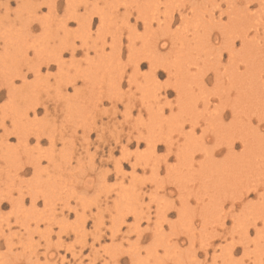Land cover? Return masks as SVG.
Here are the masks:
<instances>
[{"label":"rangeland","instance_id":"374dc122","mask_svg":"<svg viewBox=\"0 0 264 264\" xmlns=\"http://www.w3.org/2000/svg\"><path fill=\"white\" fill-rule=\"evenodd\" d=\"M75 1L74 0H0V21H1L0 22V58L1 59L2 57L4 58L0 60L1 62L0 72L2 73L0 74V88L2 89V92L0 94V117H3L2 119H4L3 121H5L6 126L9 125L7 128L13 129L14 128L13 126H15V129H16V127L20 125L18 126L20 128L17 127L18 128L17 130L20 132L22 131L23 136L26 137L27 136L26 134L29 135L30 134L29 132L31 131H32L31 133L33 134V135L30 134L29 136H27L29 137L28 139L26 137L27 141L25 137H23V141L25 140L26 142L16 139L17 138L16 136H10L5 148L4 146H0V158H1L0 165L3 166V167L0 166V169H1L0 179H2L0 181V196H1L0 197V201H1L0 234H2L3 232L4 234L6 233V235H3V236L0 235V260H1L0 264H9V263L10 264H29L31 261H33L34 264L35 263L36 264L38 263L39 264H46V263L47 264H52V263L53 264H135V263L136 264H142V263L143 264H151V263L155 264L153 263L155 261H156V264H195V263L196 264H264V205H263L264 203V198H263L264 197V141H263L264 140V135H263L264 134V56H263L264 52H262L264 51V32H263L264 31V0H261V3H258L260 1H257V0H253V1L251 0H174V2L173 0H112V1L111 0H99V1L98 0L97 1L95 0H89V1L88 0H84V1L75 0ZM247 1H249L248 2L249 4L247 3ZM69 2H71L70 5L68 4ZM72 2L75 4H73ZM82 2L84 3V5ZM194 4L197 6H195ZM70 6L71 8L68 9ZM191 8L192 10H190ZM196 8H198L197 9L198 11H196ZM101 10L102 12H99ZM203 10L206 13H210L212 17V24L210 26H208L207 23H206V26L204 24H199L200 26H198L197 25L198 23H196L197 20L201 21L199 14L203 15L204 14ZM223 12H226V13H223ZM68 14H70L71 16ZM125 14L128 16H126ZM194 14L195 16H193ZM74 16H77V17L74 18ZM59 18L60 19L63 18V19L60 20ZM64 18L65 19L70 18L67 25L64 24V21H66L64 20ZM122 18L125 19V21H123ZM204 18H206V16ZM214 18H215L214 22H216L218 25H216V23L213 24ZM59 20H60L59 22L60 24L56 25V23ZM114 20H117V21L115 22ZM191 20H193L194 22L191 23L192 22ZM231 20H233L232 23H231ZM89 21L91 23H89ZM225 22H227L231 26L226 25L227 23ZM46 23L47 25L49 24L50 26L51 25L52 26L51 27L47 26ZM188 23L190 25H188ZM87 24L88 26H86ZM186 26H187V29H186ZM212 26H215V27L212 28ZM68 27H70V29H67ZM182 27L183 29H181ZM12 28L14 31L12 30ZM150 28H152V30ZM203 28L205 30H208V29L209 30L205 31ZM177 29H181L180 32ZM172 30H174L177 34L174 33V31ZM231 30H233L234 32L233 31L231 32ZM193 31H195L194 34L197 31H203L206 33L207 36H205L204 38L205 40L203 41V43H206V41H208L207 45L201 44L200 46L202 50L206 46H207L206 47L207 50L208 49L209 50L208 51L204 50L206 54L204 53V51H201L200 53L202 56L200 55V53H196L194 57L195 60L192 61L189 59L190 61H192V62H189V60L184 59V57L186 58V56L189 54V51L191 50L189 49L191 47L187 48V44H189L190 46V43H191V46L193 47L195 45L190 41L192 40L191 37L194 35L192 33ZM241 32L243 33L245 32L244 36L242 35ZM119 33H121L122 36ZM144 33H146V35L152 34L150 36H152L153 38L150 36H147V38L142 37ZM240 34L243 37H241ZM4 35L9 36L11 39L6 40V42L3 41ZM118 35L121 36V37H118L119 39L117 38ZM170 36L172 37V39H170ZM229 36L230 37L233 36V37L229 38ZM173 37L174 39L178 38V41L177 39L174 40ZM247 37L250 39V41L247 40L248 39ZM132 39L134 42L131 41ZM146 39H149V40L151 39L150 43L149 42L147 43L148 40ZM187 39L188 41L186 42L187 43L186 44L184 41ZM251 39H253L254 41ZM171 40L173 43H171ZM180 40L181 41L183 40L182 45H181ZM65 41H68V42H65ZM83 41L85 43L87 42L86 43L87 46L85 43L84 45L82 44ZM165 41L167 42L165 43L166 45L163 47L162 43H164ZM14 42H16V44ZM119 42L122 43V46H121V43ZM143 42L145 44L147 43V45L143 46L142 44ZM7 43L9 46L5 45ZM71 43L72 44L74 43L75 45L74 47L76 48V51L74 52H71L72 51V47L70 48ZM241 43H244V44H241ZM17 44L20 46H18ZM93 44L94 45L96 44L95 46L96 47L98 46V49ZM228 44L229 45L232 44V46L234 45L233 48L235 49L236 51L235 53L237 54L233 53L234 49L231 46L228 47L229 46ZM62 45L64 47L63 49H61ZM79 45L82 47H80ZM137 45L139 46V48ZM243 45L245 47H243ZM251 45H253L254 47L262 46L263 49L261 47L262 50L260 52H258L259 50H256L257 51L256 52L254 50V47ZM65 46H67V48ZM112 46L114 47V49ZM6 47L8 49H6ZM44 47H46V49H43ZM250 47L253 48V51L252 50L248 51ZM140 48L144 50L145 48H147L149 50L144 51ZM184 48H187V49H184ZM9 49L11 51L6 54L4 50H9ZM37 49L39 51L40 49H42L40 52L42 51L43 52L39 54V51H37ZM130 49H132L134 52H132V50ZM228 49L229 51H227ZM22 50L24 51L22 52ZM60 50L63 52L61 53L62 55L61 54L59 55ZM184 50L185 51L187 50L188 52L187 51L185 52ZM194 50H197L199 52L200 49L199 50L194 49ZM35 51H37L38 53L36 54ZM45 51H48V53ZM102 51L104 52L105 55L103 54ZM171 51H172V54H171ZM182 51H184L186 55L183 54ZM13 52L15 54L18 53V57H20V60H19L20 65L25 70H27L29 66L39 67L41 70V75L38 79H35L33 74L28 73V77L26 81L28 85H26L27 84L26 82L23 83L20 80L16 81V86H18V89L20 91L19 92L20 97H18V99H15L16 102L15 101L14 102L15 103L19 102L18 105H21L20 108H22V106L24 105L23 110H21L20 108H17L18 105L12 108L13 105L11 106V104H13L12 103L13 101H9L7 97L6 89L3 88L6 85V80H5L6 75L5 74H7L8 71L13 72L17 70L16 67L14 66V63H16V61L12 63L13 59H10L9 57V54L13 55ZM34 52L36 56H34L35 55ZM157 52L158 54H156ZM214 52L215 54H213ZM216 52H219V53H216ZM238 52H240L239 54L241 55H239ZM54 53L55 55H53ZM180 53H182L183 55H181ZM256 53H258V56ZM177 54L183 57L181 58ZM251 54H254L256 57L254 58V61L252 58H249V57H252ZM56 55H58L59 57L62 56L63 58L61 57V59H63V62L62 60H60L58 56L55 57ZM108 55H109V58H107ZM137 55L139 57L138 59H137ZM170 55L172 56L170 57ZM259 55H261L262 58L259 57ZM158 56L160 58L162 57L160 60L164 58V60L167 59L168 62L166 63V61L164 60L160 61L158 59ZM208 56L210 57L212 56L211 58L212 59L214 58V60H212L211 58H208ZM35 58L36 59L38 58V60H36ZM48 58L50 60H48ZM140 58L144 60L140 63L139 69L137 70L135 65H136L137 60H139ZM171 58H172V61H170ZM44 59L45 61L48 60L47 63L44 61ZM57 59L58 61H54ZM102 59H104V61ZM146 59L147 60L153 59L151 61L152 65H155L157 61H158L157 62L158 65H159V62L161 63L162 67L159 65L160 68L158 69L159 71L157 73L158 79H155L157 78V77H154L155 75L153 76L154 79H152L151 77L152 75L150 76V72L152 71H149L150 67L146 63L147 62ZM4 60L6 61V63ZM51 60L53 63L51 62ZM115 60L118 63H120V64L117 63V67L115 66L116 65ZM154 60H157V61H154ZM198 60H199L200 66L196 65L198 64L196 63ZM207 61L209 63L212 61L210 63L211 65H209ZM59 62H61L60 63L61 66L58 64ZM129 62H131V64ZM164 62H165V65L163 64ZM122 63L125 65H123ZM192 63H196V64H192ZM99 64H101L102 66L101 65L98 66ZM167 64L170 66L168 67L170 70L169 74L167 73V71H165V69L164 70L161 69L163 67H167L168 66ZM170 64L175 65V67L181 66V68H184V70L178 69V71L180 72L183 71V72L180 73L178 71H174L175 67L174 66L171 67ZM94 65L96 66L94 67ZM254 65H255V68L253 67ZM107 66L113 67L112 68L113 70ZM251 66L255 69L256 72L252 71L253 69L250 68ZM11 67L13 71L8 70L9 68L11 69ZM96 67H100V68H97V70H95ZM104 67L105 68L107 67L108 69L107 68L105 69ZM235 67H237L236 68L237 70L235 69ZM197 68H198V72H197ZM205 68L207 69L204 70ZM112 71H113V74L110 73ZM201 71H203L202 74H201ZM236 71L240 75L237 76ZM192 72L194 73V75ZM91 73L93 75L96 73V76L98 75L99 77L103 76L104 74H107V75L106 77L104 75L103 77L99 78L98 76L97 77L92 76ZM175 73L179 75L183 73V75H180L181 76L180 77L179 75H176ZM223 73H226L227 76L226 74H223ZM108 74H110L111 76ZM204 74L206 75L207 78L204 76ZM231 74H234V75L231 76ZM235 74L237 77L239 76L241 77L236 78L234 77ZM133 75H137L135 76L137 80H135V77L134 78L132 77ZM187 75L188 77H186ZM244 75H247V76H244ZM255 75L256 76L258 75V78ZM91 77H94V78H91ZM228 77L230 79H228ZM69 78L73 81H70ZM114 78L115 79L117 78V81L120 79L121 81L120 88L116 86V82H115L116 80ZM175 78L177 80L179 79L180 81L179 80L177 81ZM188 78H190L191 80ZM254 78L259 79L258 82H256L257 79H254ZM96 79L97 80L101 79V80L98 82L96 81ZM112 79L114 80L112 81ZM181 79H183L184 81ZM60 80L63 83H60L61 82ZM133 80L135 83L133 82ZM248 80H251V84H252L251 86L248 85L250 84L249 82H247ZM28 81L31 83V85L33 84L34 86L33 87L29 86L30 83ZM68 81L71 83H68ZM104 81H106L107 83ZM201 81L203 82L201 83ZM136 82L138 84H136ZM240 82L243 86L239 84ZM18 83H20L21 85H17ZM90 83L94 85H91ZM221 83H224L225 85ZM256 83H259L257 84L258 86H256ZM61 84L64 87H62ZM104 84H107V85H104ZM141 84L142 85L146 84L147 86L143 85V87L146 86L145 88H149L152 86L151 88L153 91L150 90L151 88H149L146 91V89L143 88ZM168 84L171 86H168ZM198 84L200 85L202 84L201 87ZM55 85L57 87H55ZM194 86H195V90H194ZM210 86L212 90L209 88ZM220 86L222 90L220 89ZM254 86L256 87L253 88ZM92 87L94 88L92 89ZM173 87H176L177 89ZM218 87H219V90H218ZM115 88L119 89L118 92H115L117 91ZM202 88L204 91L206 90L205 94L201 92L203 91ZM113 89L115 90L113 91ZM160 89L161 91H159ZM109 90L114 92V94ZM180 90L184 92L182 93ZM237 90H239L240 93ZM253 90H254V93L257 92L254 95H253ZM195 91L197 93H195ZM142 92L143 93L145 92L146 94L148 93L146 95L147 97H144L145 93L142 94ZM180 92L182 93L181 94L182 96L179 94ZM209 92L211 93H216V92L221 93L222 92L224 95L223 94L220 95V93L210 94ZM248 92H251V94L248 95L249 94ZM29 93L30 94L32 93L33 96L32 94L30 95ZM34 93H36L37 95ZM202 93L203 95H201ZM229 93H234L236 96L234 94L233 95L236 98L233 97ZM91 94L94 95V97ZM150 94L152 96L154 95L155 96L152 97L150 96ZM197 94H199L200 96ZM237 94H239L240 96L242 95L241 97L242 102L239 101L240 99L237 98L238 97ZM190 95L192 96L190 97ZM25 96L27 97L29 96V97L27 98ZM178 96H181L182 98L179 104H178L179 98H177ZM204 96L205 97L207 96V98L203 99ZM228 96L229 98H227ZM33 97H34V100H33ZM117 98L119 99V101L117 100ZM154 98H156L157 100ZM243 98H246V100H248L247 103L244 104ZM251 98L254 100V103ZM29 100H30V104L31 102L40 101V103L38 102L39 109L37 111V115L34 114L32 111H29L28 114H25V111H24L25 108H28L27 106H30L28 102ZM41 100L44 104L41 102ZM183 100L185 102H183ZM216 100H218V102ZM227 100L229 103L226 102ZM257 100H260L258 101L260 102L259 104ZM92 101L94 102V104ZM141 101L143 102L139 103ZM182 102L188 105V107L186 106L187 108H185V105H183ZM153 103L155 104V106H153L154 105ZM96 104L98 106H96ZM189 105L194 106V107L191 106L192 110L189 109L191 108ZM233 105L235 106V109H237L235 110V112L232 111L234 110ZM250 105H252L251 108H250ZM45 106L48 108L47 111L44 108ZM114 106L116 107L114 108ZM157 106L159 107L158 109H157ZM219 106L222 108V111H220L221 108ZM229 106L230 107L233 106V108H230ZM236 106H238V108ZM147 107L150 108V110ZM198 107L201 110H199ZM53 108H54V112L52 111ZM162 108L164 109L165 112L164 111L162 112L161 110ZM205 108L206 110L207 109L208 110L206 111ZM215 108H217V110L219 111L217 112ZM239 108L241 109L244 108L242 109V111H240L241 113H239V110H238ZM12 109H13V113H12ZM257 109L258 110L260 109L259 112ZM6 110L9 113L7 112L6 114H4ZM50 110L52 111V113ZM152 111L153 113H151ZM170 111L174 113L177 112L178 114L177 113L172 114L170 113ZM212 111H213V114L211 113V115H213L214 118L213 116L209 115L210 112ZM157 112L160 113V115H163V117L162 116L160 117V115ZM180 112H183V113H180ZM216 112L217 113L224 112V113L223 114L220 113V115L217 114L218 116H216L214 114ZM232 112H233V115H232ZM234 113L236 115H234ZM35 115L37 116V118ZM169 115H172V116H169ZM179 115H181V117ZM186 115H189V116H186ZM32 117H34L35 119ZM159 117L163 118V120L162 119L159 120ZM218 117H220V119ZM23 118L24 119L26 118V119L24 120ZM178 118H179V121H181L179 124L177 123ZM182 118L185 119L184 120L185 122L183 121ZM171 119H173L174 122H172L173 120L171 121ZM191 120L193 121L191 122ZM214 120H216L215 121L216 123H218L219 125L221 124V125L217 126V124L214 123ZM222 120L223 122L221 123ZM235 120H237V122L239 123L241 122V125H238ZM22 121H25V122L23 123ZM167 121H169L170 123ZM182 122L184 124H182ZM16 123L17 125H15ZM229 123H231L233 126L231 127V124H230L228 125L229 127H226L227 124ZM169 124L171 125L168 126ZM180 124L181 126H179ZM193 125H195V128ZM222 125H224V128L226 129H224ZM1 126L2 125H0V135L5 133L4 127H1ZM191 126L194 128L193 130L196 135L195 137H194L193 131L190 129L192 128ZM201 126H202V129H201ZM38 128L40 132L36 131L38 130ZM234 128H238L242 132L244 131L243 133H241V136L242 134L244 136L241 137L240 135H238L240 134V132L237 131L236 129L234 130ZM173 129L175 131H172ZM189 129L192 132L189 131ZM203 129L205 130L203 131ZM214 129L216 132L218 131L219 133L218 132L216 133ZM41 130H43V132ZM180 130L183 133L180 132ZM206 130H209L208 133L206 132ZM246 130H247V133L244 134ZM250 131L252 133H250ZM35 133L41 134V137H43L40 139L39 142L35 138V135H34ZM42 133H47L48 137H50V134H51V138H48L46 134L42 135ZM199 133L200 135H198ZM203 133H204V136H206L205 138L203 137ZM148 134H150V136L151 135L154 136V140L153 138H151L150 140L149 139L150 136ZM176 134H177V137H176ZM191 134L193 136H191ZM217 134H220V136H218ZM250 134H252L254 138ZM138 135L140 136L142 135L143 137L145 136V139L142 138L138 142L137 138L134 137ZM187 135H189L191 138ZM232 135L235 138H233ZM245 135H248V136L245 137ZM155 136H158V138ZM159 136H161L160 137L161 140H159ZM229 136L231 137L229 138ZM116 137H118L117 142H115ZM196 138H198L199 140H197ZM225 138L229 140H226ZM241 138H242V141H241ZM255 138L258 139V144L256 143ZM146 139H149V141H146ZM248 139L250 141H248ZM233 140L234 141L236 140L235 142L236 144L235 143L233 144L234 148L231 146L230 148H227V145L233 142ZM51 141L52 142L55 141L54 144ZM151 141L152 142L157 141L156 150H153L152 148L148 146L147 142L151 143ZM167 141H173L175 143L173 146L174 154L172 153L170 155H167L168 152L165 146V144H167L166 143ZM197 142L200 143L201 145L198 144ZM12 143L14 144V146ZM55 143L57 146H55ZM185 143L187 144L186 147L188 149L186 150V152H185L186 147L185 149H182V147L184 146L182 147L180 146L182 144L185 145ZM24 144H26V146L30 145L31 147L28 146L29 147L28 148ZM197 144L199 145V147L200 146L202 147L199 148ZM37 145L39 146L38 149H40L39 152L37 151L38 149L36 148ZM64 145H65V148H64ZM246 145H248L249 148H247ZM253 145H255L257 149ZM33 146H36V147H33ZM40 147L41 148L43 147L42 148L43 151L47 149L45 152H48V153L54 150L52 154L50 153L53 156V158L50 154L48 156L47 153L46 155L45 153H42L43 151ZM206 147L208 148L210 147L209 151H207L208 148ZM25 148L27 150H25ZM48 148H49V151H48ZM6 149L8 151V154L6 152ZM23 149L24 151L21 152ZM232 149L233 151L231 152ZM191 150H192V154H191ZM27 151H29L28 153L30 154L32 152V154L36 156V159H37V156L39 155L37 159L38 161L33 160L32 157H30L29 160L32 159L33 161L32 160L29 161L28 157H26L28 156ZM193 151L195 152L193 153ZM259 151H261L263 155L261 153H258ZM16 153L18 155L17 157H16ZM39 153L43 155L40 156ZM178 153H180V155ZM232 153H234L235 155ZM4 154L7 157L4 158L3 157L5 156ZM8 155L11 157H8ZM190 155H193V161L191 158L192 156ZM210 155L211 156L213 155V156L211 157ZM48 157L51 159H49ZM183 157L185 158L188 157L187 160L192 161L193 163L186 162V164H183V162L185 161V158ZM10 158H16V159H13L14 163L13 161H11L12 159ZM40 158H42L41 161L39 160ZM179 158L182 160H180ZM9 159H10V163H9ZM18 159H20L21 161ZM202 159H204L203 161L205 163L202 162ZM207 159L208 161L206 162ZM214 159H215V162L213 161ZM117 160L118 161L120 160L119 163L122 166V172L116 171L115 164L118 163ZM162 160H165V162H163ZM227 160H230V161H227ZM252 160H255V161H252ZM17 161H20V163H18ZM30 162L32 163V165ZM34 162L35 163L37 162V164H35ZM133 162H135L137 166ZM208 162H210L211 164L214 162L213 163L214 165L211 166V164ZM7 163H9L8 164L9 167L8 165H6ZM3 164L5 165V167ZM22 164L24 165L22 166ZM33 164H34V167H33ZM208 164L210 165V167L208 166ZM40 165H41V168H40ZM132 165H135V167H133ZM6 166L10 169H8ZM198 166L202 167V169L204 170L202 171V169L201 168L199 169ZM207 166L209 167L208 169H207ZM223 166H225L228 169H226ZM235 166L237 168H234ZM36 167H37L36 172L39 175H36V174L34 175V173L36 172L33 170H35ZM42 167L44 168L43 169L44 172H41ZM193 167L196 168L195 170L197 171L199 170V172L201 173L200 174L198 172L199 175L196 174L198 177L195 175V173L197 172L194 170ZM213 167L214 168L216 167L219 172L221 171L220 175L219 173H216L218 172L217 170H215L216 172L214 171ZM6 168L7 170L3 171ZM210 168L212 169V171H210L211 170ZM225 169L227 171H225ZM230 170H233V173L228 172ZM5 173H10V174H5ZM229 173L230 175L225 176L226 174H229ZM255 173H257L258 175H255ZM233 174H235V176H231ZM15 175L17 177H15ZM191 175H194V176L191 177ZM10 176L12 178L15 177L13 178L14 180H11ZM180 176H182L184 180ZM5 177H8V178H5ZM247 177L250 178V180ZM202 178H205V179H202ZM206 178L208 179L206 180ZM225 178L228 180H225ZM198 179L199 180L202 179L203 181L202 180L198 181ZM9 180H10V185L8 184ZM230 180L231 182H227ZM206 181L209 182V184L205 183ZM216 181L217 183H215ZM221 183H225V184H222L220 186ZM207 184L209 186L210 185L212 186L209 187ZM213 184L219 187L214 188L215 186ZM246 184L248 185L247 187H246ZM20 186H21V189H20ZM32 188L34 190L36 188L35 192H37L38 194L40 193L39 196L36 194H32L34 193V190H32L33 192L31 191ZM235 188L238 190H236ZM139 190L141 192H139ZM29 191L31 194L29 193ZM7 194L8 195L10 194V196H7ZM239 194L241 196H238ZM11 196L13 197V199L15 197L16 198L18 197V198L17 199L15 198V201L9 199L12 202L11 203L7 200V198L9 197L12 198ZM140 196H142V198H140ZM21 198H24V201ZM33 198H39L37 199L36 206H33L31 202ZM18 199H21L20 200L21 203H18ZM208 201L209 202L211 201V202L209 203ZM169 202L170 204H168ZM202 203L205 204L206 206L205 205H204L205 207L202 206ZM208 204L209 205L212 204L213 207L211 206L210 208ZM25 206H27L26 208H29L28 209L30 210L29 212L25 208ZM35 207L36 208L38 207V208L36 209ZM202 207L204 208L201 209ZM192 208H194L193 209L194 212L192 211ZM119 209L122 211H119ZM16 210L18 211V213ZM178 210L180 211L178 212ZM203 210L204 211L210 210L209 213L208 212L205 213L207 214V216L204 214ZM32 211L34 212L31 213ZM36 211H38L41 215L38 212L37 214ZM133 211L135 212L132 213ZM14 212H15V215H14ZM159 212L161 213V215H159L160 214ZM162 213H166V214H164L163 216ZM123 214L125 215L124 217H123ZM192 214L195 216H193ZM137 215L138 217L143 216L142 217L143 219L140 221L139 224H137L135 221V217ZM100 217L101 219H99ZM123 218H125V223L120 224ZM16 219L18 221H16ZM21 219L23 222L20 221ZM202 221H204L203 224H201ZM187 222H190L191 224ZM7 223L11 224L10 227H7L8 225ZM162 227L163 229H161ZM119 228L121 230H119ZM46 229L48 231H46ZM158 229L159 231L164 230L163 234L161 232H160L161 234H159ZM48 232L51 236L48 234ZM114 232H116L117 234ZM27 233L28 234L31 233L30 235L32 236L28 235ZM161 235L162 237H160ZM187 235H190V236H187ZM5 236H8V237L12 236V239L10 240H12V243L14 244L6 245L4 241ZM20 236L23 239L22 240L23 243L22 242L17 243L19 241L18 239H20ZM27 236H29L28 238L31 240H28ZM49 237L50 239H48ZM189 239L190 241L194 240L192 241L193 243L190 242ZM154 240H156L157 242ZM49 241L51 242L52 246ZM167 244H168V247H166ZM22 245L23 247L26 246L27 248L26 247L23 248ZM158 245L161 247L163 246V248L161 247L159 248ZM170 245L173 246L172 247L173 249L171 248ZM46 246L49 251L47 250ZM150 249H151V252H150ZM11 251L12 253L10 254ZM36 252L39 255L38 257H40L38 262L36 260L34 261V259H36V255H35ZM151 253L152 254L154 253L153 256ZM29 255H31V257ZM155 255L156 257L161 256L160 258H163V260L160 259L159 257L158 259L154 258ZM118 256H120V258H118ZM153 258L155 259V261ZM117 259L118 260L121 259V260L118 261ZM28 260H31V261H28ZM131 261L132 262L134 261L135 263L134 262L132 263Z\"/></svg>","mask_w":264,"mask_h":264},{"label":"bare ground","instance_id":"6f19581e","mask_svg":"<svg viewBox=\"0 0 264 264\" xmlns=\"http://www.w3.org/2000/svg\"><path fill=\"white\" fill-rule=\"evenodd\" d=\"M74 1H75V0H74ZM79 1H80V0H79ZM83 1H84V0H83ZM88 1H89V0H88ZM95 1H97V0H95ZM98 1H99V0H98ZM111 1H112V0H111ZM251 1H253V0H251ZM257 1H260V2H258V3H261V0H257ZM75 2H76V1H75ZM114 2H115V1H114ZM163 2H164V1H163ZM173 2H174V0H173ZM248 2H249V1H247V3H248ZM70 3H71V2H69L68 4L70 5ZM72 3H73V2H72ZM82 3H83V2H82ZM94 3H95V2H94ZM97 3H98V2H97ZM73 4H75V3H73ZM113 4H114V3H113ZM248 4H249V3H248ZM69 5H68V6H69ZM83 5H84V3H83ZM85 5H86V3H85ZM87 5H88V4H87ZM109 5H110V4H109ZM172 5H173V4H172ZM179 5H180V4H179ZM194 5H195V4H194ZM245 5H246V4H245ZM54 6H55V5H54ZM75 6H76V5H75ZM191 6H192V5H191ZM195 6H197V5H195ZM195 6H194V8H195ZM113 7H114V6H113ZM116 7H117V6H116ZM116 7H115V8H116ZM168 7H169V6H168ZM216 7H217V6H216ZM216 7H215V9H216ZM219 7H220V6H219ZM248 7H249V6H248ZM67 8H68V7H67ZM70 8H71V6H70L68 9H70ZM95 8H96V7H95ZM174 8H175V7H174ZM198 8H200V7H198ZM198 8H196V11H198V10H197ZM202 8H203V7H202ZM202 8H201V9H202ZM243 8H244V7H243ZM246 8H247V7H246ZM68 9H67V10H68ZM103 9H104V8H103ZM139 9H140V8H139ZM169 9H170V8H169ZM213 9H214V8H213ZM215 9H214V10H215ZM221 9H222V8H221ZM75 10H76V9H75ZM128 10H129V9H128ZM190 10H192V8H191ZM194 10H195V9H194ZM199 10H200V9H199ZM69 11H70V10H69ZM90 11H91V10H90ZM196 11H194V12H196ZM67 12H68V11H67ZM67 12H66V13H67ZM70 12H71V11H70ZM70 12H69V13H70ZM74 12H76V11H74ZM99 12H102V10L99 11ZM126 12H127V11H126ZM129 12H130V11H129ZM194 12H193V13H194ZM212 12H213V11H212ZM226 12H227V11H226ZM226 12H223V13H226ZM228 12H229V11H228ZM51 13H52V12H51ZM103 13H104V12H103ZM203 13H204L203 15H202V14H199V16H200V18H201V21L197 20V21H196V23H198L197 25L200 26L199 24H204V25L206 26V23H207V25L210 26V25L212 24V17H211V15H210V13H206V12H204V10H203ZM220 13H221V12H220ZM229 13H230V12H229ZM112 14H113V13H112ZM126 14H127V13H126ZM126 14H125V15H126ZM186 14H187V13H186ZM195 14H196V13H195ZM195 14H194L193 16H195ZM68 15H70V14H68ZM73 15H74V14H73ZM75 15H76V14H75ZM78 15H79V14H78ZM125 15H124V16H125ZM128 15H129V13H128ZM128 15H126V16H128ZM147 15H148V14H147ZM189 15H190V14H189ZM191 15H192V14H191ZM223 15H224V14H223ZM70 16H71V15H70ZM102 16H104V15H102ZM124 16H123V18H124ZM183 16H184V15H183ZM186 16H187V15H186ZM205 16H206V18H204ZM229 16H230V15H229ZM75 17H77V16H74V18H75ZM97 17H98V16H97ZM121 17H122V16H121ZM202 17H203V18H202ZM91 18H92V17H91ZM91 18H89V19H91ZM99 18H100V17H99ZM107 18H108V17H107ZM123 18H122V19H123ZM185 18H186V17H185ZM195 18H196V17H195ZM197 18H198V17H197ZM200 18H199V19H200ZM59 19H60V18H59ZM61 19H63V18H61ZM61 19H60V20H61ZM89 19H88V20H89ZM128 19H129V18H128ZM145 19H146V18H145ZM183 19H184V18H183ZM188 19H189V18H188ZM235 19H236V18H235ZM235 19H234V20H235ZM55 20H56V19H55ZM55 20H54V21H55ZM57 20H58V19H57ZM60 20L56 23V25H59V24H60V23H59ZM64 20H66V21H64ZM64 20H63V21H64V24L67 25L68 22H69V20H70V18H69V19H67V18L65 19V18H64ZM74 20H75V19H74ZM181 20H182V19H181ZM184 20H185V19H184ZM214 20H215V18L213 19V22H214ZM29 21H30V20H29ZM63 21H62V22H63ZM85 21H86V20H85ZM114 21L116 22L117 20H114ZM123 21H125V19H123ZM143 21H144V20H143ZM149 21H150V20H149ZM185 21H186V20H185ZM189 21H190V20H189ZM191 21H192L191 23L194 22L193 20H191ZM232 21H233V20H231V23H232ZM0 22H1V21H0ZM62 22H61V24H62ZM87 22H88V21H87ZM223 22H224V21H223ZM48 23H50V22H48ZM89 23H91V22L89 21ZM126 23H127V21H126ZM196 23H195V25H196ZM215 23H216V22H214L213 24H215ZM221 23H222V22H221ZM225 23H227V22H225ZM253 23H254V22H253ZM256 23H257V22H256ZM54 24H55V23H54ZM3 25H4V24H3ZM46 25H47V23H46ZM82 25H84V24H82ZM112 25H113V24H112ZM146 25H148V24H146ZM170 25H171V24H170ZM188 25H190V24L188 23ZM191 25H192V24H191ZM216 25H218V24L216 23ZM219 25H220V24H219ZM224 25H225V24H224ZM226 25L231 26V25H229L228 23H227ZM5 26H6V25H5ZM5 26H4V27H5ZM47 26H50V25L48 24ZM51 26H52V25H51ZM51 26H50V27H51ZM86 26H88V24H87ZM110 26H111V25H110ZM183 26H184V24H183ZM9 27H10V26H9ZM64 27H65V26H64ZM213 27H215V26H212V28H213ZM216 27H217V26H216ZM10 28H11V27H10ZM118 28H119V27H118ZM147 28H148V26H147ZM152 28H153V27H152ZM152 28H150V29L152 30ZM197 28H198V27H197ZM238 28H239V27H238ZM246 28H247V27H246ZM250 28H252V27H250ZM67 29H70V27H68ZM129 29H130V28H129ZM181 29H183V27H182ZM181 29H177V30L180 32ZM186 29H187V26H186ZM203 29H204V28H203ZM229 29H230V28H229ZM231 29H232V27H231ZM12 30H13V28H12ZM12 30H11V31H12ZM122 30H123V29H122ZM204 30H205V29H204ZM208 30H209V29H208ZM208 30H205V31H208ZM227 30H228V29H227ZM13 31H14V30H13ZM80 31H81V30H80ZM132 31H133V30H132ZM148 31H149V30H148ZM172 31H174V30H172ZM178 31H177V32H178ZM191 31H192V30H191ZM195 31H196V30H195ZM195 31H193L192 33L194 34ZM211 31H212V30H211ZM218 31H219V30H218ZM225 31H226V30H225ZM232 31H233V30H231V32H232ZM8 32H9V31H8ZM104 32H105V31H104ZM146 32H147V30H146ZM165 32H166V31H165ZM165 32H164V33H165ZM181 32H182V31H181ZM212 32H213V31H212ZM221 32H222V30H221ZM233 32H234V31H233ZM263 32H264V31H263ZM16 33H17V32H16ZM129 33H131V32H129ZM149 33H150V32H149ZM153 33H154V32H153ZM166 33H167V32H166ZM170 33H171V32H170ZM174 33H176V32L174 31ZM241 33H242V35L244 36L245 32H244V33L241 32ZM9 34H11V33H9ZM9 34H8V35H9ZM87 34H88V33H87ZM87 34H86V35H87ZM101 34H102V33H101ZM112 34H113V33H112ZM119 34L121 35V33H119ZM131 34H133V33H131ZM131 34H129V35H131ZM134 34H135V33H134ZM154 34H155V33H154ZM162 34H163V33H162ZM172 34H173V33H172ZM176 34H177V33H176ZM258 34H259V33H258ZM108 35H109V34H108ZM116 35H117V34H116ZM150 35H152V34H150ZM150 35H146V33H144V34L142 35V37L147 38V36H150ZM165 35H166V34H165ZM173 35H174V34H173ZM185 35H186V33H185ZM227 35H228V34H227ZM236 35H237V34H236ZM240 35H241V34H240ZM242 35H241V37H243ZM255 35H256V34H255ZM255 35H254V36H255ZM9 36H10V35H9ZM9 36L4 35V38H3L4 40H3V39H2V40L6 42V40L11 39ZM22 36H23V35H22ZM121 36H122V35H121ZM121 36L118 35L117 38H118V37H121ZM132 36H133V35H132ZM205 36H207L205 32H203V31H197V32L191 37L192 40H190L193 44H195L194 47L191 46V43H190V46H189V44L186 43V42L188 41V39L184 41V42L187 44V48H188V47H191V48H189V49H191V50L189 51V54L186 56V58L184 57V59H188V60L190 59V60L194 61V60H195L194 57H195L196 53H200L201 51L207 50V48H206L207 46H206L203 50L201 49V46H200L201 44H204V45L206 44V45H207V42H208V41H206V43H203V41L205 40V39H204ZM248 36H249V35H248ZM254 36H253V37H254ZM256 36H257V35H256ZM261 36H262V35H261ZM113 37H114V35H113ZM127 37H129V36H127ZM135 37H137V36H135ZM150 37H152V36H150ZM179 37H180V36H179ZM231 37H233V36H231ZM231 37L229 36V38H231ZM234 37H235V35H234ZM1 38H2V37H1ZM103 38H104V37H103ZM152 38H153V37H152ZM156 38H157V37H156ZM156 38H155V39H156ZM183 38H184V37H183ZM209 38H210V37H209ZM227 38H228V37H227ZM247 38H248V37H247ZM247 38H246V39H247ZM250 38H252V37H250ZM118 39H119V38H118ZM135 39H136V38H135ZM141 39H142V38H141ZM170 39H172L171 36H170ZM173 39H174V37H173ZM175 39H177V41H178V38H175ZM175 39H174V40H175ZM185 39H186V38H185ZM189 39H190V38H189ZM235 39H237V38H235ZM242 39H243V38H242ZM242 39H241V40H242ZM244 39H245V38H244ZM101 40H102V38H101ZM113 40H114V39H113ZM115 40H116V38H115ZM115 40H114V41H115ZM139 40H140V38H139ZM146 40H148L147 43H148V42L150 43V40H151V39H150V40H149V39H146ZM146 40H145V42H146ZM247 40L250 41L249 38H248ZM251 40H253V39H251ZM258 40H259V39H258ZM131 41L134 42L133 39H132ZM190 41H189V42H190ZM253 41H254V40H253ZM32 42H33V41H32ZM65 42H68V41H65ZM72 42H73V41H72ZM166 42H167V41H165L164 43H162V46H163V47L166 45V44H165ZM180 42H181V45H182L183 40H182V41L180 40ZM14 43L16 44V42H14ZM84 43H85V42L83 41L82 44L84 45ZM86 43H87V42H86ZM86 43H85V44H86ZM119 43H121V42H119ZM147 43L145 44V43L143 42L142 44H143V46H144V45H147ZM171 43H173L172 40H171ZM177 43H178V42H177ZM234 43H235V42H234ZM234 43H232V44H234ZM21 44H22V43H21ZM40 44H41V43H40ZM46 44H47V43H46ZM66 44H67V43H66ZM66 44H65V45H66ZM76 44H77V43H76ZM82 44H80V45H82ZM208 44H209V43H208ZM232 44H231V45L228 44V45H229L228 47L231 46V47L233 48L234 45L232 46ZM241 44H244V43H241ZM248 44H249V42H248ZM251 44H252V43H251ZM5 45L9 46L8 43L5 44ZM10 45H11V44H10ZM17 45H18V44H17ZM42 45H43V44H42ZM44 45H45V44H44ZM80 45H79V46H80ZM88 45H89V44H88ZM93 45H94V44H93ZM95 45H96V44H95ZM95 45H94V46H95ZM111 45H112V44H111ZM130 45H131V44H130ZM253 45H254V44H253ZM253 45H251V46H253ZM18 46H20V45H18ZM74 46H75L74 43H73V44L71 43V46H70V48L72 47V51H71V52L76 51V48H75ZM86 46H87V44H86ZM113 46H114V45H113ZM113 46H112V47H113ZM121 46H122V43H121ZM121 46H120V47H121ZM137 46H138V45H137ZM152 46H153V45H152ZM171 46H172V45H171ZM173 46H174V45H173ZM212 46H213V44H212ZM247 46H248V45H247ZM254 46H255V45H254ZM254 46H253V47H254ZM3 47H4V46H3ZM10 47H11V46H10ZM65 47L67 48V46H65ZM80 47H82V46H80ZM95 47H96V46H95ZM149 47H150V46H149ZM157 47H158V46H157ZM202 47H203V45H202ZM243 47H245V46L243 45ZM261 47H262V46H261ZM261 47H260V46L254 47V50H255V51H256V50H259L258 52H260V51L263 49V47H262V49H261ZM57 48H58V47H57ZM57 48H56V49H57ZM63 48H64V47H63V45H62V48H61V49H63ZM96 48L98 49V46H97ZM110 48H111V47H110ZM117 48H118V47H117ZM138 48H139V46H138ZM174 48H175V47H174ZM180 48H181V46H180ZM187 48H184V49H187ZM255 48H256V49H255ZM4 49H5V48H4ZM6 49H8V48L6 47ZM43 49H46V47H44ZM113 49H114V47H113ZM113 49H112V50H113ZM132 49H133V48H132ZM132 49H130V50H132ZM136 49H137V47H136ZM140 49H142V48H140ZM194 49H198V50L200 49V50H199V52H198L197 50H194ZM229 49H230V48H229ZM229 49H228L227 51H229ZM233 49H234V48H233ZM41 50H42V49H40V51H41ZM58 50H59V49H58ZM121 50H122V49H121ZM142 50H144V49H142ZM145 50L148 51L149 49L145 48ZM145 50H144V51H145ZM182 50H183V48H182ZM208 50H209V49H208ZM208 50H207V51H208ZM250 50L253 51V48L250 47L248 51H250ZM2 51H3V50H2ZM10 51H11L10 49H9V50H4V52H6V54L9 53ZM23 51H24V50H22V52H23ZM37 51H39V50L37 49ZM37 51H35L36 54L38 53ZM40 51H39V54L43 52V51H42V52H40ZM144 51H143V52H144ZM184 51H185V50H184ZM184 51H182L183 54H185V52H186L187 50H186L185 52H184ZM196 51H197V52H196ZM223 51H224V50H223ZM232 51H233V50H232ZM252 51H251V52H252ZM17 52H18V51H17ZM35 52H34V54H35ZM45 52L48 53V51H45ZM45 52H44V53H45ZM57 52H58V51H57ZM57 52H55V53H57ZM102 52H103V51H102ZM119 52H120V51H119ZM132 52H134V51L132 50ZM187 52H188V51H187ZM190 52H191V53H190ZM219 52H220V51H219ZM219 52H216V53H219ZM235 52H236V51H235V49H234V52H233V53H235ZM256 52H257V51H256ZM262 52H264V51H262ZM55 53H54L53 55H55ZM61 53H63V52L60 50L59 55H60ZM116 53H117V52H116ZM116 53H115V54H116ZM145 53H147V52H145ZM169 53H170V52H169ZM202 53H203V52H202ZM204 53H205V51H204ZM220 53H221V52H220ZM239 53H240V52H238V54H239ZM20 54H21V52H20ZM22 54H23V53H22ZM36 54H35L34 56H36ZM39 54H38V55H39ZM45 54H46V53H45ZM103 54H104V52H103ZM156 54H158V52H157ZM159 54H160V53H159ZM171 54H172V51H171ZM175 54H176V53H175ZM180 54L183 55L182 53H180ZM205 54H206V53H205ZM205 54H204V55H205ZM213 54H215V52H214ZM221 54H222V53H221ZM227 54H228V53H227ZM235 54H237V53H235ZM256 54H257V56H258V53H256ZM262 54H263V53H262ZM61 55H62V54H61ZM101 55H102V54H101ZM104 55H105V54H104ZM150 55H151V54H150ZM177 55H179V54H177ZM185 55H186V54H185ZM200 55H201V53H200ZM209 55H210V54H209ZM239 55H241V54H239ZM251 55H252V57H249V58H252L253 61H254V58H256V57H255L254 54H251ZM3 56H4V55H3ZM11 56H12V57H11ZM26 56H27V55H26ZM57 56H58V55H56L55 57H57ZM114 56H115V55H114ZM132 56H133V55H132ZM171 56H172V55H170V57H171ZM201 56H202V55H201ZM215 56H216V55H215ZM217 56H218V55H217ZM230 56H231V54H230ZM233 56H235V55H233ZM249 56H250V55H249ZM253 56H254V57H253ZM263 56H264V54H263ZM1 57H2V56H1ZM5 57H6V56H5ZM9 57H10V59H13V60H12V63H13L14 61H16V63H14V66L16 67L17 70L15 69L16 71H13L12 67H11V69H10V68L8 69V70H12L13 72L8 71V73L5 74V75H6V76H5L6 85H5L4 87H3V86H2V87L6 89L7 97H8V99H9V101H13V102H12L13 104H11V106L13 105L12 108H14V107H16V106L18 105V103H19V102L15 103V102H16L15 99H18V97H20V93H19L20 91H19V89H18V86H16V81H17V80H20V81H22L23 83H25V82L27 81L28 73L33 74L34 77H35V79H38V78L40 77V75H41V70H40L39 67L29 66V65H27V66H29V67L27 68V70H25V69H24L23 67H21V65H20V61H19V60H20V57H18V53L15 54V53L13 52V55H12V54H11V55L9 54ZM9 57H8V58H9ZM58 57H59V56H58ZM61 57H62V56H61ZM61 57H59V58H60V60H62V62H63V59H61ZM110 57H111V56H110ZM116 57H118V56H116ZM148 57H149V56H148ZM170 57H169V58H170ZM176 57H177V56H176ZM179 57L182 58L183 56H180V55H179ZM206 57H207V56H206ZM211 57H212V56H211ZM211 57L208 56V58H211ZM259 57H261V55H259ZM59 58H58V59H59ZM62 58H63V57H62ZM103 58H104V57H103ZM107 58H109V55H108ZM138 58H139V57H138V55H137V59H138ZM142 58H144V57H142ZM161 58H162V57H161ZM161 58L158 56V59H159V60H160ZM261 58H262V57H261ZM2 59H4V58L2 57ZM2 59L0 58V60H2ZM5 59H7V58H5ZM22 59H23V58H22ZM35 59H36V58H35ZM39 59H40V58H39ZM51 59H52V58H51ZM58 59H57V60H54V61H58ZM155 59H156V58H155ZM158 59H157V60H158ZM174 59H175V58H174ZM174 59H173V61H174ZM197 59H198V58H197ZM211 59H212V58H211ZM36 60H38V58H37ZM48 60H50V59L48 58ZM48 60L45 61V59H44V61H45L46 63H47ZM52 60H53V59H52ZM52 60H51V62H52ZM102 60L104 61V59H102ZM113 60H114V59H113ZM133 60H134V59H133ZM133 60H132V61H133ZM143 60H144V59H141V58H140L139 60H137L136 65L134 64L135 67L137 68V70L139 69L140 63H141ZM146 60H147V59H146ZM152 60H153V59H151V60H147L146 63H147L148 66L150 67V70H149V71H152V72H150V76L152 75L151 77H152V79H154V77H157V73H158V71H159L158 69L160 68L161 63L159 62V65H160V66H159L158 63H157L158 61H157V60H154V61H157V62H156L157 66H156V64H155V65H152V62H151ZM162 60H164V58H163ZM162 60H160V61H162ZM188 60H187V61H188ZM190 60H189V62H192V61H190ZM212 60H214V58H213ZM4 61H5V60H4ZM115 61H116V60H115ZM132 61H131V62H132ZM134 61H135V60H134ZM154 61H153V62H154ZM164 61H166V63L168 62L167 59L164 60ZM170 61H172V58H171ZM221 61H222V60H221ZM249 61H250V60H249ZM255 61H256V60H255ZM105 62H106V61H105ZM107 62H109V61H107ZM112 62H113V61H112ZM131 62H129V63L131 64ZM175 62H177V61H175ZM195 62H196V61H195ZM211 62H212V61H211ZM211 62H210V63H211ZM214 62H215V61H214ZM0 63H1V62H0ZM3 63H4V62H3ZM5 63H6V61H5ZM7 63H8V62H7ZM10 63H11V62H10ZM23 63H24V62H23ZM23 63H22V64H23ZM52 63H53V62H52ZM55 63H56V62H55ZM60 63H61V62H59L58 64L61 66ZM100 63H101V62H100ZM114 63H115V62H114ZM117 63H118V62L116 61V65H115L116 67H117ZM129 63H128V64H129ZM133 63H134V62H133ZM172 63H173V62H172ZM196 63H198V64H196ZM196 63H192V64L199 65V60H198ZM201 63H202V62H201ZM207 63H208L209 65H211L208 61H207ZM219 63H220V62H219ZM232 63H233V62H232ZM236 63H237V62H236ZM236 63H235V64H236ZM253 63H255V62H253ZM259 63H260V62H259ZM24 64H25V63H24ZM29 64H30V63H29ZM49 64H50V63H49ZM93 64H94V62H93ZM112 64H113V63H112ZM118 64H120V63H118ZM122 64H123V63H122ZM163 64L165 65V62H164ZM168 64H169V63H168ZM168 64H167V65H168ZM178 64H179V63H178ZM214 64H215V63H214ZM238 64H239V63H238ZM257 64H258V63H257ZM262 64H263V63H262ZM0 65H1V64H0ZM8 65H9V64H8ZM33 65H34V64H33ZM42 65H43V64H42ZM47 65H48V64H47ZM59 65H58V66H59ZM62 65H63V64H62ZM100 65H101V64H99L98 66H100ZM113 65H114V64H113ZM123 65H125V64H123ZM170 65H171V64H170ZM179 65H180V64H179ZM248 65H249V64H248ZM252 65H253V64H252ZM3 66H4V65H3ZM3 66H2V67H3ZM5 66H6V65H5ZM95 66H96V65H94V67H95ZM101 66H102V65H101ZM158 66H159V67H158ZM173 66L175 67V65L172 64L171 67H173ZM184 66H185V64H184ZM184 66H183V67H184ZM188 66H189V65H188ZM199 66H200V65H199ZM226 66H227V65H226ZM238 66H239V65H238ZM238 66H237V67H238ZM25 67H26V66H25ZM40 67H41V66H40ZM89 67H90V66H89ZM94 67H92V68H94ZM107 67H109V66H107ZM107 67H106V68H107ZM116 67H115V68H116ZM128 67H129V66H128ZM130 67H132V66H130ZM161 67H162V66H161ZM168 67H170V66L168 65L167 67H163V68H161V69H163V70L165 69V71H167V73L169 74L170 70H169ZM186 67H187V65H186ZM212 67H213V66H212ZM237 67H235V69H236ZM253 67L255 68V65H254ZM253 67L251 66L250 68L253 69L252 71H255V69H254ZM0 68H1V66H0ZM5 68H6V67H5ZM7 68H8V66H7ZM13 68H14V67H13ZM97 68H100V67H96L95 70H97ZM104 68H105V67H104ZM106 68H105V69H106ZM109 68L112 69L113 67H109ZM118 68H119V66H118ZM118 68H117V69H118ZM136 68H135V69H136ZM200 68H201V67H200ZM257 68H258V67H257ZM3 69H4V68H3ZM3 69H2V70H3ZM63 69H64V68H63ZM101 69H103V68H101ZM107 69H108V68H107ZM111 69H110V70H111ZM125 69H126V68H125ZM178 69H179V70H181V69L184 70V68H181V66H180V67L176 66L174 71H178ZM185 69H186V68H185ZM191 69H192V68H191ZM206 69H207V68H205L204 70H206ZM235 69H234V70H235ZM93 70H94V69H93ZM112 70H113V69H112ZM126 70H127V69H126ZM132 70H133V69H132ZM202 70H203V69H202ZM204 70H203V71H204ZM231 70H232V69H231ZM236 70H237V69H236ZM256 70H257V69H256ZM107 71H108V70H107ZM134 71H136V70H134ZM203 71H201V74H202ZM207 71H208V70H207ZM224 71H225V70H224ZM258 71H259V70H258ZM115 72H116V71H115ZM126 72H127V71H126ZM178 72H180V71H178ZM178 72H177V73H178ZM181 72H183V71H181ZM181 72H180V73H181ZM188 72H189V71H188ZM197 72H198V68H197ZM217 72H218V71H217ZM228 72H229V71H228ZM255 72H256V71H255ZM3 73H4V72H3ZM5 73H6V72H5ZM92 73H93V72H92ZM92 73H91V74H92ZM104 73H105V72H104ZM110 73L113 74V71L110 72ZM132 73H133V72H132ZM142 73H143V72H142ZM146 73H147V72H146ZM172 73H173V72H172ZM172 73H171V74H172ZM190 73H191V72H190ZM192 73H193V72H192ZM199 73H200V72H199ZM229 73H230V72H229ZM229 73H228V74H229ZM0 74H2V73L0 72ZM98 74H99V73H98ZM101 74H102V72H101ZM116 74H117V73H116ZM124 74H125V73H124ZM137 74H138V72H137ZM175 74H176V73H175ZM205 74H206V73H205ZM205 74H204V76L206 77ZM219 74H220V73H219ZM219 74H218V75H219ZM223 74H226V73H223ZM236 74H237V76L240 75V74L237 73V71H236ZM236 74H235L234 77H236V78H240V77H241V76L237 77ZM257 74H259V73H257ZM104 75H105V77H106L107 74H104ZM104 75H103V76H104ZM108 75H110V74H108ZM127 75H128V74H127ZM140 75H141V73H140ZM140 75H139V76H140ZM154 75H155V76H154ZM176 75H179V74H176ZM180 75H183V73L180 74ZM180 75H179V76H180ZM193 75H194V73H193ZM229 75H230V74H229ZM233 75H234V74H231V76H233ZM92 76L95 77V76H96V73H95L94 75L92 74ZM97 76H98V75H97ZM97 76H96V77H97ZM103 76H100V77H103ZM110 76H111V75H110ZM112 76H114V75H112ZM135 76H137V75H133L132 77L134 78ZM146 76H147V75H146ZM153 76H154V77H153ZM179 76H178V78H179ZM198 76H200V75H198ZM201 76H202V75H201ZM219 76H220V75H219ZM221 76H222V75H221ZM226 76H227V74H226ZM244 76H247V75H244ZM255 76H256V75H255ZM3 77H4V76H3ZM3 77H2V79H3ZM94 77H91V78H94ZM98 77H99V76H98ZM100 77H99V78H100ZM117 77H118V76H117ZM119 77H120V76H119ZM147 77H148V76H147ZM180 77H181V76H180ZM186 77H188V75H187ZM202 77H203V76H202ZM222 77H223V76H222ZM256 77L258 78V75H257ZM133 78H131V79H133ZM148 78H149V77H148ZM173 78H174V77H173ZM192 78H193V77H192ZM206 78H207V77H206ZM243 78H244V77H243ZM243 78H242V79H243ZM245 78H247V77H245ZM257 78H254V79H257ZM69 79H70V78H69ZM69 79H68V80H69ZM105 79H106V78H105ZM114 79H115V78H114ZM114 79H112V81H113ZM118 79H119V78H118ZM152 79H150V80H152ZM155 79H158V77L155 78ZM171 79H172V77H171ZM175 79H176V78H175ZM188 79H190V78H188ZM188 79H186V80H188ZM198 79H199V78H198ZM198 79H197V80H198ZM216 79H217V78H216ZM220 79H221V78H220ZM222 79H224V78H222ZM228 79H230V78L228 77ZM86 80H87V79H86ZM100 80H101V79H100ZM100 80H97V79H96V81H98V82H99ZM107 80H108V79H107ZM115 80H116V81H115V82H116V86L120 88V84H121L120 79L117 81V78H116ZM135 80H137L136 77H135ZM142 80H143V79H142ZM147 80H148V79H147ZM166 80H167V79H166ZM176 80H177V79H176ZM178 80H179V79H178ZM178 80H177V81H178ZM181 80H183V79H181ZM190 80H191V79H190ZM192 80H193V79H192ZM197 80H195V81H197ZM231 80H232V78H231ZM237 80H238V79H237ZM246 80H247V79H246ZM258 80H259V79H257L256 82H258ZM2 81H3V80H2ZM39 81H40V80H39ZM60 81H61V80H60ZM70 81H73V80L70 79ZM91 81H92V80H91ZM93 81H94V80H93ZM119 81H120V82H119ZM127 81H128V80H127ZM154 81H156V80H154ZM179 81H180V80H179ZM183 81H184V80H183ZM213 81H214V80H213ZM4 82H5V81H4ZM22 82H21V83H22ZM28 82H29V81H28ZM33 82H34V80H33ZM65 82H66V81H65ZM104 82H106V81H104ZM133 82H134V80H133ZM166 82H167V81H166ZM188 82H189V81H188ZM188 82H187V83H188ZM198 82H199V81H198ZM202 82H203V81H201V83H202ZM214 82H215V81H214ZM214 82H213V83H214ZM216 82H218V81H216ZM226 82H227V81H226ZM235 82H236V81H235ZM243 82H244V81H243ZM247 82L250 83V84H248V85H250V86L252 85V84H251V80H248ZM260 82H261V81H260ZM260 82H259V83H260ZM26 83H27V82H26ZM29 83H30V82H29ZM36 83H37V82H36ZM51 83H52V82H51ZM60 83H63V82L61 81ZM68 83H71V82L68 81ZM83 83H84V82H83ZM95 83H96V82H95ZM106 83H107V82H106ZM134 83H135V82H134ZM140 83H141V82H140ZM153 83H154V82H153ZM190 83H192V82H190ZM193 83H194V82H193ZM196 83H197V82H196ZM196 83H195V84H196ZM229 83H230V82H229ZM259 83H256V86H258L257 84H259ZM55 84H56V83H55ZM66 84H67V83H66ZM90 84H91V83H90ZM102 84H103V83H102ZM136 84H138V83L136 82ZM175 84H176V83H175ZM180 84H182V83H180ZM209 84H210V83H209ZM216 84H217V83H216ZM216 84H215V85H216ZM221 84H224V83H221ZM226 84H227V83H226ZM235 84H237V83H235ZM239 84L242 85L241 82H240ZM17 85H21V84L18 83ZM26 85H28V83H27ZM58 85H60V84H58ZM61 85H62V84H61ZM91 85H94V84H91ZM100 85H101V84H100ZM104 85H107V84H104ZM108 85H110V84H108ZM129 85H130V83H129ZM139 85H140V84H139ZM141 85H142V84H141ZM143 85H146V84H143ZM143 85H142V87H143ZM177 85H178V83H177ZM198 85H200V84H198ZM201 85H202V84H201ZM201 85H200V87H201ZM224 85H225V84H224ZM231 85H232V84H231ZM23 86H24V85H23ZM23 86H22V87H23ZM29 86H32V87H33L34 85H33V84L31 85V83H30ZM66 86H67V85H66ZM74 86H75V84H74ZM84 86H85V85H84ZM87 86H88V85H87ZM97 86H98V85H97ZM146 86H147V85H146ZM146 86H145V87H146ZM168 86H171V85L168 84ZM173 86H174V85H173ZM182 86H183V85H182ZM211 86H212V85H211ZM211 86L209 87L210 89H211ZM226 86H227V85H226ZM226 86H225V87H226ZM242 86H243V85H242ZM242 86H241V87H242ZM256 86H254L253 88H255ZM27 87H28V86H27ZM55 87H57V86L55 85ZM62 87H64V86L62 85ZM81 87H82V86H81ZM94 87H96V86H94ZM94 87H92V89H93ZM129 87H130V86H129ZM137 87H139V86H137ZM140 87H141V86H140ZM145 87H143V88H145ZM151 87H152V86H151ZM151 87H149V88H151ZM196 87H197V85H196ZM200 87H199V88H200ZM235 87H236V86H235ZM235 87H234V88H235ZM245 87H247V86H245ZM36 88H37V87H36ZM99 88H100V87H99ZM110 88H111V87H110ZM149 88H145L146 91H147ZM173 88L177 89L176 87H173ZM213 88H214V87H213ZM37 89H38V88H37ZM61 89H62V88H61ZM82 89H83V88H82ZM115 89H116V88H115ZM115 89H113V91H114ZM145 89H144V90H145ZM164 89H165V88H164ZM164 89H163V90H164ZM204 89H205V88H204ZM215 89H216V88H215ZM220 89H221V86H220ZM224 89H226V88H224ZM238 89H239V88H238ZM250 89H251V88H250ZM24 90H25V89H24ZM38 90H39V89H38ZM66 90H67V89H66ZM116 90H117V91H115V92H118L119 89H116ZM140 90H141V89H140ZM150 90H152V88H151ZM150 90H149V92H150ZM173 90H174V89H173ZM194 90H195V86H194ZM199 90H201V89H199ZM202 90H203V88H202ZM211 90H212V89H211ZM216 90H217V89H216ZM218 90H219V87H218ZM221 90H222V89H221ZM231 90H232V89H231ZM233 90H234V89H233ZM235 90H236V89H235ZM254 90H256V89H254ZM254 90H253V95L257 93V92L254 93ZM29 91H30V90H29ZM43 91H44V90H43ZM80 91H81V90H80ZM109 91H111V90H109ZM141 91H142V90H141ZM146 91H145V92H146ZM152 91H153V90H152ZM155 91H156V90H155ZM159 91H161V89H160ZM180 91H181V90H180ZM187 91H188V90H187ZM187 91H186V92H187ZM205 91H206V90H205ZM205 91L203 90V91H201V92H203V93L205 94ZM237 91H239V90H237ZM237 91H236V92H237ZM1 92H2V89L0 88V94H1ZM24 92H25V91H24ZM39 92H40V91H39ZM93 92H94V91H93ZM111 92H112V91H111ZM145 92H144V93H145ZM181 92L183 93L184 91H181ZM181 92L179 93L180 95L182 94ZM198 92H199V91H198ZM229 92H231V91H229ZM233 92H234V91H233ZM36 93H37V92H36ZM36 93H34V94H36ZM60 93H61V92H60ZM62 93H63V92H62ZM112 93L114 94V92H112ZM144 93L142 92V94H144ZM195 93H197V92L195 91ZM199 93H200V92H199ZM203 93H202L201 95H203ZM209 93H210V94H216L217 92H216V93H211V92H209ZM219 93H220V92H218L217 94H219ZM226 93H227V92H226ZM239 93H240V91H239ZM241 93H242V92H241ZM248 93H249L248 95L251 94V92H248ZM25 94H26V93H25ZM29 94H30V93H29ZM31 94H32V93H31ZM31 94H30V95H31ZM76 94H77V93H76ZM92 94H94V93H92ZM92 94H91V95H92ZM147 94H148V93H147ZM147 94L145 93V94H144V97H147V96H146ZM151 94H152V93H151ZM151 94H150V96L153 95V94H152V95H151ZM221 94H223V93L221 92L220 95H221ZM229 94H231L233 97L236 96L234 93H229ZM233 94H234L235 96H234ZM244 94H245V93H244ZM22 95H23V94H22ZM36 95H37V94H36ZM109 95H110V94H109ZM115 95H116V94H115ZM122 95H123V94H122ZM157 95H158V93H157ZM188 95H189V94H188ZM193 95H194V94H193ZM197 95H199V94H197ZM223 95H224V94H223ZM223 95H222V96H223ZM227 95H228V94H227ZM227 95H226V96H227ZM23 96H24V95H23ZM32 96H33V94H32ZM75 96H76V95H75ZM92 96L94 97V95H92ZM106 96H107V94H106ZM124 96H125V95H124ZM141 96H143V95H141ZM154 96H155V95H154ZM154 96H152V97H154ZM164 96H165V95H164ZM166 96H167V95H166ZM181 96H182V95H181ZM181 96H178V97H177V98H179V99H178V104H179L180 100H182ZM191 96H192V95H190V97H191ZM199 96H200V95H199ZM208 96H209V95H208ZM218 96H219V95H218ZM218 96H217V97H218ZM237 96H238L237 98L240 99L239 101H241V97H242V95L240 96L239 94H237ZM239 96H240V98H239ZM256 96H257V95H256ZM25 97H27V96H25ZM28 97H29V96H28ZM28 97H27V98H28ZM54 97H55V96H54ZM86 97H87V96H86ZM130 97H131V96H130ZM219 97H220V96H219ZM60 98H61V97H60ZM67 98H68V97H67ZM122 98H124V97H122ZM122 98H121V99H122ZM156 98H157V97H156ZM156 98H154V99H156ZM197 98H198V97H197ZM200 98H201V97H200ZM205 98H207V96H206V97H205V96L203 97V99H205ZM222 98H223V97H222ZM227 98H229V96H228ZM235 98H236V97H235ZM258 98H259V97H258ZM258 98H257V99H258ZM98 99H99V98H98ZM105 99H106V98H105ZM145 99H146V98H145ZM185 99H186V98H185ZM201 99H202V98H201ZM244 99H245L246 102L244 101ZM251 99H252V98H251ZM254 99H255V98H254ZM24 100H25V99H24ZM33 100H34V97H33ZM33 100H32V101H33ZM36 100H37V99H36ZM64 100H65V99H64ZM117 100L119 101L118 98H117ZM130 100H131V98H130ZM142 100H143V99H142ZM156 100H157V99H156ZM160 100H161V99H160ZM188 100H189V99H188ZM219 100H220V99H219ZM252 100H253V99H252ZM14 101H15V102H14ZM43 101H45V100H43ZM55 101H56V100H55ZM120 101H121V100H120ZM138 101H139V100H138ZM144 101H146V100H144ZM164 101H165V100H164ZM196 101H197V100H196ZM216 101L218 102V100H216ZM247 101H248V100H246V98H243V102H244V104L247 103ZM258 101H260V100H257V102H258ZM28 102H29V104H30V100H29ZM38 102L40 103V101H38ZM38 102H31L30 106H27L28 108H25V110H24V111H25V114H28L29 111H32L34 114L37 115V111H38V109H39V108H38V106H39V103H38ZM41 102H42V100H41ZM56 102H57V101H56ZM92 102H93V101H92ZM142 102H143V101H141V102H139V103H142ZM183 102H185V101L183 100ZM183 102H182V104L185 105V108H187L188 105L184 104ZM197 102H198V101H197ZM200 102H201V101H200ZM226 102H228V100H227ZM233 102H234V101H233ZM237 102H238V101H237ZM241 102H242V101H241ZM241 102H240V103H241ZM26 103H27V102H26ZM42 103H43V102H42ZM99 103H100V102H99ZM116 103H117V102H116ZM150 103H151V102H150ZM157 103H158V102H157ZM168 103H169V102H168ZM168 103H167V104H168ZM195 103H196V102H195ZM204 103H205V102H204ZM204 103H203V104H204ZM228 103H229V102H228ZM253 103H254V100H253ZM259 103H260V102H258V104H259ZM43 104H44V103H43ZM43 104H42V105H43ZM46 104H47V103H46ZM93 104H94V102H93ZM100 104H101V103H100ZM132 104H133V103H132ZM147 104H149V103H147ZM153 104H154V103H153ZM174 104H175V103H174ZM207 104H208V102H207ZM219 104H220V103H219ZM225 104H226V103H225ZM238 104H239V103H238ZM244 104H243V105H244ZM255 104H256V102H255ZM261 104H262V103H261ZM7 105H8V104H7ZM26 105H27V104H26ZM26 105H25V106H26ZM48 105H49V104H48ZM48 105H47V106H48ZM57 105H58V104H57ZM113 105H114V104H113ZM138 105H139V104H138ZM180 105H181V103H180ZM197 105H198V104H197ZM201 105H202V104H201ZM213 105H214V104H213ZM229 105H230V104H229ZM231 105H232V103H231ZM231 105H230V106H231ZM239 105H240V104H239ZM243 105H242V106H243ZM252 105H254V104H252ZM252 105H250V108H251ZM11 106H10V107H11ZM20 106H21V105H18L17 108H20ZM96 106H98V105L96 104ZM143 106H144V105H143ZM153 106H155V104H154ZM162 106H164V105H162ZM173 106H174V105H173ZM186 106H187V107H186ZM189 106H190V105H189ZM191 106H192V105H191ZM191 106H190V107H191ZM226 106H227V105H226ZM230 106H229V107H230ZM233 106H234V105H233ZM233 106L230 107V108H233ZM23 107H24V105H23L22 108H20V109L23 110V109H24ZM93 107H94V106H93ZM112 107H113V106H112ZM115 107H116V106H114V108H115ZM127 107H128V105H127ZM129 107H130V106H129ZM134 107H135V106H134ZM149 107H150V106H149ZM160 107H161V106H160ZM169 107H170V106H169ZM181 107H182V106H181ZM192 107H194V106H192ZM192 107L189 108V109L192 110ZM219 107H220V106H219ZM227 107H228V106H227ZM236 107L238 108V106H236ZM254 107H256V106H254ZM258 107H259V105H258ZM258 107H257V108H258ZM44 108H45L46 111H47L48 108H47L46 106H45ZM55 108H56V107H55ZM147 108H148V107H147ZM151 108H152V107H151ZM158 108H159V107L157 106V109H158ZM171 108H172V107H171ZM179 108H180V107H179ZM198 108H199V107H198ZM220 108H221V107H220ZM49 109H50V108H49ZM140 109H141V108H140ZM148 109L150 110V108H148ZM218 109H219V108H218ZM240 109H241V108L238 109V110H239V113H241L240 111H242V109H244V108H242L241 110H240ZM254 109H255V108H254ZM4 110H5V109H4ZM9 110H10V109H9ZM55 110H56V109H55ZM64 110H65V109H64ZM131 110H132V109H131ZM149 110H148V111H149ZM161 110H162V112L164 111L163 108H162ZM178 110H179V109H178ZM191 110H190V111H191ZM199 110H201V109L199 108ZM202 110H203V109H202ZM205 110H206V108H205ZM207 110H208V109H207ZM207 110H206V111H207ZM211 110H212V109H211ZM215 110H217V108H215ZM215 110H213V111H215ZM235 110H237V109H235V106H234V110H232V111L235 112ZM252 110H253V109H252ZM257 110H258V109H257ZM257 110H256V111H257ZM259 110H260V109H259ZM259 110H258V112H259ZM18 111H20V110H18ZM48 111H49V110H48ZM50 111H51V110H50ZM52 111L54 112V108H53ZM52 111H51V113H52ZM56 111H57V110H56ZM146 111H147V109H146ZM159 111H160V110H159ZM213 111L210 112L209 115H211V113L213 114ZM218 111H219V110H217V112H218ZM220 111H222V108H221ZM224 111H225V110H224ZM7 112H8V111L6 110L4 114H6ZM57 112H58V111H57ZM99 112H100V111H99ZM164 112H165V111H164ZM183 112H184V111H183ZM183 112H180V113H183ZM201 112H203V111H201ZM208 112H209V111H208ZM217 112L214 113L216 116H218L217 114L220 115V113H222V112H220V113H217ZM233 112H232V115H233ZM243 112H244V111H243ZM243 112H242V113H243ZM8 113H9V112H8ZM12 113H13V109H12ZM12 113H11V114H12ZM151 113H153V111H152ZM157 113H158V112H157ZM157 113H156V114H157ZM170 113L175 114V113H177V112L174 113V112L170 111ZM170 113H169V114H170ZM223 113H224V112H223ZM223 113H222V114H223ZM249 113H250V112H249ZM2 114H3V113H2ZM54 114H55V113H54ZM158 114L160 115V113H158ZM163 114H164V113H163ZM177 114H178V113H177ZM177 114H176V116H177ZM222 114H221V115H222ZM250 114H251V113H250ZM9 115H10V114H9ZM9 115H7V116H9ZM36 115H35V116H36ZM47 115H48V114H47ZM49 115H50V114H49ZM55 115H56V114H55ZM182 115H183V114H182ZM196 115H197V114H196ZM234 115H236V114L234 113ZM237 115H238V114H237ZM11 116H13V115H11ZM16 116H17V115H16ZM18 116H20V115H18ZM28 116H29V115H28ZM28 116H27V117H28ZM33 116H34V115H33ZM52 116H53V115H52ZM75 116H76V115H75ZM148 116H149V115H148ZM161 116L163 117V115H160V117H161ZM169 116H172V115H169ZM179 116L181 117V115H179ZM186 116H189V115H186ZM197 116H198V115H197ZM211 116H213V115H211ZM24 117H26V116H24ZM89 117H90V116H89ZM92 117H93V116H92ZM160 117H159V120H160V119L163 120V118H160ZM232 117H233V116H232ZM238 117H240V116H238ZM0 118H1V119H0V120H1L0 125H2L1 127H4V132H5V133L3 132L4 134H1V135H0V146H4V148H5V146L7 145V142H8V140H9V137H10V136H16V137H17L16 139L23 141V137H25V136L22 135V131L20 132V131L17 130L18 128H20V127H18V126H20V125H18V126H17L18 128L16 127V129H15V126H13V127H14L13 129L7 128L9 125L6 126V125H5V121H3L4 119H2L3 117H0ZM7 118H9V117H7ZM11 118H13V117H11ZM32 118H34V117H32ZM36 118H37V116H36ZM99 118H100V117H99ZM152 118H154V117H152ZM175 118H176V117H175ZM197 118H198V117H197ZM199 118H200V117H199ZM213 118H214V116H213ZM218 118L220 119V117H218ZM236 118H237V117H236ZM23 119H24V118H23ZM25 119H26V118H25ZM25 119H24V120H25ZM27 119H28V118H27ZM34 119H35V118H34ZM49 119H50V118H49ZM49 119H48V120H49ZM54 119H55V118H54ZM94 119H95V118H94ZM168 119H169V118H168ZM180 119H181V118H180ZM182 119H183V121L185 120L184 118H182ZM193 119H194V118H193ZM203 119H204V118H203ZM210 119H211V118H210ZM221 119H222V118H221ZM232 119H233V118H232ZM234 119H235V117H234ZM234 119H233V120H234ZM17 120H18V119H17ZM17 120H16V122H17ZM21 120H22V118H21ZM162 120H161V121H162ZM172 120H173V119H171V121H172ZM206 120H207V119H206ZM13 121H14V120H13ZM13 121H12V122H13ZM88 121H89V119H88ZM90 121H91V120H90ZM169 121H170V120H169ZM169 121H167V122H169ZM171 121H170V122H171ZM178 121H179V118H178ZM178 121H177V123L179 124L181 121H179V122H178ZM192 121H193V120H191V122H192ZM194 121H195V120H194ZM196 121H197V120H196ZM215 121H216V120H214V123H216ZM235 121L237 122V120H235ZM235 121H233V122H235ZM22 122L24 123L25 121H22ZM170 122H169V123H170ZM172 122H174V120H173ZM172 122H171V123H172ZM184 122H185V121H184ZM189 122H190V121H189ZM191 122H190V123H191ZM211 122H212V121H211ZM219 122H220V120H219ZM222 122H223V120L221 121V123H222ZM10 123H11V122H10ZM13 123H14V122H13ZM13 123H12V124H13ZM20 123H21V122H20ZM57 123H58V122H57ZM75 123H76V122H75ZM141 123H142V122H141ZM207 123H209V122H207ZM225 123H226V122H225ZM39 124H40V123H39ZM106 124H107V123H106ZM144 124H145V123H144ZM153 124H154V123H153ZM162 124H163V123H162ZM167 124H168V123H167ZM174 124H175V123H174ZM182 124H184V123L182 122ZM216 124H217V126H220V125H221V124L219 125L218 123H216ZM216 124H215V126H216ZM230 124H231V123L227 124L226 127H229L228 125H230ZM237 124H238V125H241V122H240V123L237 122ZM243 124H244V123H243ZM243 124H242V125H243ZM13 125H14V124H13ZM15 125H17V123H16ZM25 125H26V124H25ZM25 125H24V126H25ZM35 125H36V124H35ZM41 125H42V124H41ZM92 125H93V124H92ZM99 125H100V124H99ZM170 125H171V124H169L168 126H170ZM224 125H226V124H224ZM224 125H222L223 128H224ZM235 125H236V124H235ZM235 125H234V126H235ZM28 126H29V125H28ZM31 126H32V125H31ZM53 126H55V125H53ZM179 126H181V124H180ZM182 126H183V125H182ZM193 126H194V128H195V125H193ZM204 126H205V125H204ZM213 126H214V125H213ZM215 126H214V127H215ZM222 126H221V128H222ZM232 126H233V125L231 124V127H232ZM26 127H27V126H26ZM46 127H47V125H46ZM95 127H96V126H95ZM162 127H163V126H162ZM173 127H174V126H173ZM191 127H192V126H191ZM231 127H230V128H231ZM240 127H241V126H240ZM6 128H7V130H6ZM24 128H25V127H24ZM29 128H30V127H29ZM31 128H32V127H31ZM43 128H44V127H43ZM43 128H42V129H43ZM61 128H62V127H61ZM176 128H177V127H176ZM194 128L192 127V128H190V129L193 131V134H194V137H195L196 135H195L194 130H193ZM221 128H219V129H221ZM242 128H244V127H242ZM252 128H253V127H252ZM96 129H97V128H96ZM98 129H99V128H98ZM119 129H120V128H119ZM190 129H189V131H191ZM201 129H202V126H201ZM215 129H216V128H215ZM215 129H214V131H215ZM219 129H218V130H219ZM224 129H226V128H224ZM227 129H228V128H227ZM231 129H232V128H231ZM235 129H236L237 131L240 132V134H238V135H240V136H241V133L244 132V131H243V132L240 131L238 128H234V130H235ZM240 129H241V128H240ZM250 129H251V128H250ZM26 130H27V129H26ZM35 130H36V129H35ZM122 130H123V129H122ZM153 130H154V129H153ZM169 130H170V129H169ZM176 130H178V129H176ZM184 130H185V129H184ZM204 130H205V129H203V131H204ZM229 130H230V129H229ZM232 130H233V129H232ZM252 130H253V129H252ZM252 130H251V131H252ZM258 130H259V129H258ZM258 130H257V131H258ZM2 131H3V129H2ZM30 131H31V130H30ZM36 131H37V132H40V131H39V128H38V130H36ZM41 131L43 132V130H41ZM75 131H76V130H75ZM139 131H140V130H139ZM149 131H150V130H149ZM156 131H157V130H156ZM170 131H171V130H170ZM172 131H175V130L173 129ZM192 131H191V132H192ZM208 131H209V130H206L207 133H208ZM251 131H250V133H252ZM254 131H255V130H254ZM25 132H26V131H25ZM27 132H28V131H27ZM31 132H32V131H31ZM31 132H29V133H30L31 135H33ZM142 132H143V131H142ZM168 132H169V131H168ZM176 132H177V131H176ZM180 132H182V131L180 130ZM191 132H190V133H191ZM215 132H216V131H215ZM217 132H218V131H217ZM217 132H216V133H217ZM255 132H256V131H255ZM261 132H262V131H261ZM147 133H148V132H147ZM153 133H154V132H153ZM174 133H175V132H174ZM177 133H178V132H177ZM182 133H183V132H182ZM186 133H187V132H186ZM196 133H197V132H196ZM201 133H202V132H201ZM218 133H219V132H218ZM229 133H230V132H229ZM231 133H233V132H231ZM237 133H238V132H237ZM246 133H247V130H246V132H245L244 134H246ZM258 133H259V132H258ZM25 134H26V133H25ZM30 134H29V135H30ZM43 134H46V136H47V133H42V135H43ZM129 134H131V133H129ZM141 134H142V133H141ZM205 134H206V133H205ZM213 134H214V133H213ZM224 134H225V133H224ZM253 134H254V133H253ZM259 134H260V133H259ZM26 135L29 136L28 134H26ZM34 135H35V138L37 139L38 142L40 141L41 138H43V137H41V134H38V133L36 134V133H35ZM48 135H49V133H48ZM57 135H58V134H57ZM60 135H61V133H60ZM118 135H119V134H118ZM148 135L150 136V134H148ZM184 135H186V134H184ZM198 135H200V133H199ZM215 135H216V134H215ZM217 135L220 136V134H217ZM250 135H252V134H250ZM255 135H257V134H255ZM261 135H262V133H261ZM263 135H264V134H263ZM27 136H26V137H27ZM44 136H45V135H44ZM54 136H55V135H54ZM97 136H98V135H97ZM132 136H133V135H132ZM149 136H147V137H149ZM151 136H152V135H151ZM151 136L149 137V139L151 140V138H153V140H154V136H152V137H151ZM171 136H172V134H171ZM171 136H170V137H171ZM187 136H189V135H187ZM191 136H193V135L191 134ZM211 136H212V135H211ZM211 136H210V137H211ZM243 136H244V135L242 134L241 137H243ZM246 136H248V135H245V137H246ZM259 136H260V135H259ZM26 137H25V139H26ZM47 137H48V136H47ZM59 137H60V136H59ZM68 137H69V136H68ZM72 137H73V136H72ZM134 137L137 138L138 142H139V140H141L142 138L145 139V136L143 137L142 135H141V136L138 135V136H134ZM155 137L158 138V136H155ZM160 137H161V136H159V140H161ZM176 137H177V134H176ZM189 137H190V136H189ZM197 137H198V136H197ZM203 137H204V138L206 137V136H204V133H203ZM212 137H213V136H212ZM215 137H216V136H215ZM230 137H231V136H229V138H230ZM232 137H233V135H232ZM245 137H244V138H245ZM252 137H253V135H252ZM252 137H251V138H252ZM28 138H29V137H27V139H28ZM48 138H51V134H50V137H48ZM117 138H118V137L115 138V139H116L115 142L118 141ZM187 138H188V137H187ZM190 138H191V137H190ZM233 138H235V137H233ZM253 138H254V137H253ZM253 138H252V139H253ZM257 138H258V136H257ZM259 138H260V137H259ZM27 139H26V141H27ZM33 139H34V137H33ZM54 139H55V138H54ZM62 139H63V138H62ZM62 139H61V140H62ZM149 139H146V141H149ZM155 139H156V138H155ZM166 139H167V138H166ZM179 139H180V138H179ZM185 139H186V138H185ZM196 139L199 140L198 138H196ZM217 139H218V138H217ZM223 139H224V138H223ZM225 139H226V140H229V139H227V138H225ZM255 139H256V138H255ZM255 139H254V140H255ZM260 139H261V138H260ZM260 139H259V140H260ZM55 140H56V139H55ZM86 140H87V139H86ZM163 140H164V139H163ZM163 140H162V141H163ZM168 140H169V139H168ZM183 140H184V139H183ZM183 140H182V141H183ZM189 140H190V139H189ZM192 140H193V138H192ZM204 140H205V139H204ZM24 141H25V140H24ZM24 141H23V142H24ZM26 141H25V142H26ZM57 141H58V140H57ZM144 141H145V140H144ZM162 141H161V142H162ZM165 141H166V140H165ZM241 141H242V138H241ZM243 141H244V140H243ZM245 141H247V140H245ZM248 141H250V140L248 139ZM255 141H256V143L258 144V139H256ZM255 141H254V142H255ZM263 141H264V140H263ZM263 141H262V142H263ZM15 142H16V141H15ZM15 142H14V143H15ZM17 142H18V141H17ZM23 142H22V144H23ZM49 142H50V141H49ZM51 142H52V141H51ZM54 142H55V141H53L52 143L54 144ZM62 142H63V141H62ZM158 142H160V141H158ZM163 142H164V141H163ZM201 142H202V141H201ZM218 142H219V141H218ZM218 142H217V143H218ZM228 142H229V141H228ZM235 142H236V140H235V141L233 140V142H231V143H229V145H227V148H230V146L233 147V144H234ZM57 143H58V142H57ZM147 143H148V146H149L150 148H152L153 150H156V149H157V141H156V142H152V141H151V143H150V142H147ZM166 143H167V144H165V146H166V148H167V152H168L167 155H170V154H172V153L174 154L173 146H174L175 143H174L173 141H167ZM197 143H198V142H197ZM225 143H226V142H225ZM256 143H255V144H256ZM8 144H9V143H8ZM12 144H13V143H12ZM29 144H30V143H29ZM39 144H40V143H39ZM62 144H63V143H62ZM64 144H65V143H64ZM66 144H67V142H66ZM71 144H72V143H71ZM177 144H178V143H177ZM177 144H176V145H177ZM188 144H189V143H188ZM190 144H191V143H190ZM198 144H200V143H198ZM198 144H197V145H198ZM235 144H236V143H235ZM240 144H241V143H240ZM257 144H256V145H257ZM15 145H16V144H15ZM24 145L26 146V144H24ZM27 145H28V144H27ZM30 145H31V144H30ZM30 145H28V146H30ZM51 145H52V144H51ZM186 145H187V144L185 143V145L182 144V145H180V146H181V147L184 146V147H182V149H185ZM195 145H196V144H195ZM200 145H201V144H200ZM206 145H207V144H206ZM211 145H212V144H211ZM211 145H210V146H211ZM216 145H217V144H216ZM216 145H215V146H216ZM13 146H14V144H13ZM28 146H26V147H28ZM55 146H57L56 143H55ZM68 146H69V144H68ZM193 146H194V145H193ZM207 146H208V145H207ZM215 146H214V147H215ZM241 146H242V145H241ZM246 146H247V148H249L248 145H246ZM246 146H244V147H246ZM253 146L255 147V145H253ZM7 147H8V146H7ZM15 147H16V146H15ZM30 147H31V146H30ZM33 147H36V146H33ZM33 147H32V148H33ZM50 147H51V146H50ZM50 147H49V148H50ZM52 147H53V146H52ZM70 147H71V146H70ZM194 147H195V146H194ZM198 147H199V145H198ZM201 147H202V146H200L199 148H201ZM219 147H220V146H219ZM221 147H222V146H221ZM258 147H259V146H258ZM2 148H3V147H2ZM28 148H29V147H28ZM36 148L38 149L39 146L37 145ZM40 148H41V147H40ZM42 148H43V147H42ZM42 148H41V149H42ZM46 148H47V147H46ZM49 148H48V151H49ZM64 148H65V145H64ZM188 148H189V147H188ZM206 148H208V147H206ZM223 148H224V147H223ZM225 148H226V147H225ZM233 148H234V147H233ZM255 148L257 149V147H255ZM7 149H8V148H7ZM7 149H6V152H7V154H8ZM10 149H11V148H10ZM21 149H22V147H21ZM30 149H31V148H30ZM30 149H29V150H30ZM37 149H36V150H37ZM67 149H68V148H67ZM85 149H86V148H85ZM125 149H126V148H125ZM139 149H140V148H139ZM182 149H181V151H182ZM189 149H190V148H189ZM209 149H210V147L208 148L207 151H209ZM213 149H215V148H213ZM25 150H27V149L25 148ZM39 150H40V149H38L37 151L39 152ZM46 150H47V149H46ZM46 150L43 151V149H42V151H43L42 153H45V155H46V153H47L48 156H49L50 153L52 154V152L54 151V150L52 149L53 151L51 150L52 152L48 153V152H45ZM68 150H69V149H68ZM150 150H151V149H150ZM186 150H188L187 147H186V149H185V152H186ZM193 150H194V149H193ZM3 151H4V150H3ZM20 151H21V150H20ZM23 151H24V149H23L21 152H23ZM86 151H87V150H86ZM123 151H124V150H123ZM199 151H200V150H199ZM201 151H202V150H201ZM232 151H233V149L231 150V152H232ZM247 151H248V150H247ZM247 151H245V152H247ZM14 152H15V150H14ZM28 152H29V151H27L28 156H26V157H28V160H29L30 157H32L33 160H37V159H38L39 155L37 156V159H36V156H34V155L32 154V152H31V154L28 153ZM110 152H111V151H110ZM124 152H125V151H124ZM167 152H166V153H167ZM194 152H195V151H193V153H194ZM196 152H197V151H196ZM228 152H229V151H228ZM234 152H235V151H234ZM249 152H250V151H249ZM17 153H18V152H17ZM17 153H16V157L18 156ZM25 153H26V152H25ZM40 153H41V151H40ZM40 153H39V154H40ZM74 153H75V152H74ZM127 153H128V152H127ZM189 153H190V152H189ZM242 153H243V152H242ZM258 153H261V151H259ZM258 153H257V154H258ZM13 154H14V153H13ZM13 154H12V155H13ZM29 154H30L31 156H30ZM51 154H50V155H51ZM129 154H130V153H129ZM163 154H164V153H163ZM178 154L180 155V153H178ZM191 154H192V150H191ZM232 154H234V153H232ZM254 154H255V153H254ZM261 154L263 155V153H261ZM4 155H5V154H4ZM32 155H33V156H32ZM36 155H37V154H36ZM42 155H43V154H42ZM42 155L40 154V156H42ZM45 155H44V156H45ZM182 155H184V154H182ZM234 155H235V154H234ZM234 155H232V156H234ZM236 155H238V154H236ZM13 156H14V155H13ZM13 156H12V157H13ZM51 156H52V155H51ZM70 156H71V155H70ZM126 156H127V155H126ZM188 156H189V155H188ZM190 156H192L191 158H192V161H193V155H190ZM210 156H211V155H210ZM210 156H209V157H210ZM212 156H213V155H212ZM212 156H211V157H212ZM227 156H228V155H227ZM241 156H242V155H241ZM1 157H2V156H1ZM3 157L5 158V157H7V156L5 155V156H3ZM8 157H11V156L8 155ZM62 157H63V156H62ZM162 157H163V156H162ZM239 157H240V156H239ZM48 158H49V157H48ZM52 158H53V156H52ZM163 158H164V157H163ZM176 158H177V156H176ZM183 158H185V157H183ZM205 158H206V157H205ZM231 158H232V157H231ZM231 158H229V159H231ZM235 158H236V156H235ZM253 158H254V157H253ZM0 159H1V158H0ZM10 159H12L11 161H13V163H14V160H13V159H16V158H10ZM10 159H9V163H10ZM49 159H51V158H49ZM123 159H124V158H123ZM127 159H128V158H127ZM161 159H162V158H161ZM167 159H168V158H167ZM179 159H180V158H179ZM187 159H188V157L185 158V161L183 160L185 163L182 161L183 164H186V162H187V163L192 162V161H189V160H187ZM226 159H227V158H226ZM258 159H259V158H258ZM262 159H263V158H262ZM5 160H6V159H5ZM18 160H20V159H18ZM31 160H32V159H31ZM31 160H29V161H31ZM33 160H32V161H33ZM39 160L41 161L42 158H40ZM180 160H182V159H180ZM186 160H187V161H186ZM203 160H204V159H202V162H204ZM219 160H220V158H219ZM6 161H7V160H6ZM20 161H21V160H20ZM20 161H17V162L20 163ZM37 161H38V160H37ZM54 161H55V160H54ZM56 161H57V159H56ZM117 161H118V160H117ZM119 161H120V160H119ZM119 161H118V163L115 164V166H116V171H117V172H120V171L122 172V166H121V164L119 163ZM162 161L165 162V160H162ZM168 161H169V160H168ZM176 161H178V160H176ZM199 161H200V160H199ZM207 161H208V159L206 160V162H207ZM213 161L215 162V159H214ZM227 161H230V160H227ZM240 161H241V160H240ZM250 161H251V160H250ZM252 161H255V160H252ZM261 161H262V160H261ZM15 162H16V160H15ZM24 162H25V161H24ZM24 162H23V163H24ZM51 162H52V160H51ZM197 162H198V161H197ZM214 162H213V163H214ZM231 162H232V161H231ZM2 163H3V162H2ZM5 163H6V162H5ZM9 163H7L6 165H8ZM13 163H12V164H13ZM18 163H17V164H18ZM30 163H31V162H30ZM34 163H35V162H34ZM133 163H135V162H133ZM141 163H142V162H141ZM192 163H193V162H192ZM192 163H191V164H192ZM204 163H205V162H204ZM208 163H210V162H208ZM213 163H212V164L210 163L211 166L214 165ZM222 163H223V162H222ZM233 163H234V162H233ZM254 163H255V162H254ZM258 163H259V162H258ZM15 164H16V163H15ZM35 164H37V162H36ZM40 164H41V163H40ZM53 164H54V162H53ZM135 164H136V163H135ZM201 164H203V163H201ZM225 164H226V163H225ZM252 164H253V163H252ZM3 165H4V164H3ZM10 165H11V164H10ZM20 165H21V164H20ZM23 165H24V164H22V166H23ZM25 165H26V164H25ZM31 165H32V163H31ZM38 165H39V164H38ZM143 165H144V164H143ZM194 165H195V164H194ZM206 165H207V164H206ZM260 165H261V164H260ZM0 166H1V165H0ZM11 166H12V165H11ZM13 166H14V165H13ZM35 166H36V165H35ZM132 166L135 167V165H132ZM136 166H137V164H136ZM154 166H155V165H154ZM167 166H168V164H167ZM189 166H190V164H189ZM208 166L210 167L209 164H208ZM208 166H207V169L209 168ZM215 166H216V165H215ZM242 166H243V165H242ZM1 167H3V166H1ZM4 167H5V165H4ZM6 167H7V166H6ZM8 167H9V165H8ZM8 167H7V168H8ZM33 167H34V164H33ZM79 167H80V166H79ZM182 167H183V166H182ZM187 167H188V166H187ZM217 167H218V166H217ZM223 167H225V166H223ZM248 167H250V166H248ZM7 168H6L5 170H3V171H6ZM13 168H14V167H13ZM13 168H12V169H13ZM16 168H17V167H16ZM21 168H22V167H21ZM23 168H24V167H23ZM40 168H41V165H40ZM40 168H39V169H40ZM84 168H85V167H84ZM193 168H194V167H193ZM198 168H199V169H200V168L202 169V167H200V166H198ZM213 168H214V167H213ZM215 168H216V167H215ZM215 168H214V171L217 170V168H216V169H215ZM225 168H226V167H225ZM234 168H237V167L235 166ZM255 168H256V167H255ZM8 169H10V168H8ZM34 169H35V168H34ZM43 169H44V168L42 167V171H41V172H44ZM46 169H47V168H46ZM75 169H76V168H75ZM175 169H176V168H175ZM182 169H183V168H182ZM189 169H190V168H189ZM195 169H196V168H194V170H195ZM210 169H211V168H210ZM226 169H228V168H226ZM226 169H225V171H227ZM257 169H259V168H257ZM261 169H262V168H261ZM0 170H1V169H0ZM21 170H22V169H21ZM40 170H41V169H40ZM40 170H39V171H40ZM123 170H124V169H123ZM134 170H135V168H134ZM159 170H160V169H159ZM177 170H178V169H177ZM203 170H204V169H202V171H203ZM13 171H14V170H13ZM17 171H18V170H17ZM33 171L36 172V171H37V167H36V169L33 170ZM69 171H70V169H69ZM103 171H104V170H103ZM182 171H183V170H182ZM195 171L197 172V173H195V175H196V174L199 175V173H200L199 170H198V171L195 170ZM210 171H212V169H211ZM217 171H218V170H217ZM223 171H224V170H223ZM235 171H236V170H235ZM251 171H252V170H251ZM7 172H9V171H7ZM168 172H169V171H168ZM168 172H167V174H168ZM193 172H194V171H193ZM193 172H192V173H193ZM198 172H199V173H198ZM208 172H209V171H208ZM215 172H216V171H215ZM215 172H214V173H215ZM220 172H221V171H220ZM220 172L218 171V172H216V173H219V175H220ZM228 172H230V173L232 172V173H233V170H230V171H228ZM252 172H253V171H252ZM0 173H1V172H0ZM12 173H13V172H12ZM183 173H184V172H183ZM185 173H186V172H185ZM206 173H207V172H206ZM230 173H229V174H226L225 176L230 175ZM239 173H240V172H239ZM248 173H249V172H248ZM258 173H259V172H258ZM5 174H10V173H5ZM35 174H36V175H39V174H37V172L34 173V175H35ZM125 174H126V173H125ZM200 174H201V173H200ZM236 174H237V173H236ZM251 174H252V173H251ZM48 175H49V174H48ZM65 175H66V174H65ZM183 175H184V174H183ZM252 175H253V174H252ZM255 175H258V174L255 173ZM6 176H7V175H6ZM8 176H9V175H8ZM59 176H60V175H59ZM193 176H194V175H191V177H193ZM196 176H197V175H196ZM205 176H206V175H205ZM231 176H235V174H233V175H231ZM231 176H230V178H231ZM15 177H17V176L15 175ZM15 177H13V178H15ZM56 177H57V176H56ZM176 177H177V176H176ZM180 177H182V176H180ZM185 177H187V176H185ZM197 177H198V176H197ZM237 177H238V176H237ZM240 177H241V176H240ZM243 177H244V175H243ZM255 177H256V176H255ZM5 178H8V177H5ZM10 178H11V180H14L11 176H10ZM10 178H9V179H10ZM178 178H179V176H178ZM182 178H183V177H182ZM218 178H219V177H218ZM218 178H217V179H218ZM241 178H242V177H241ZM247 178H248V177H247ZM251 178H252V177H251ZM39 179H40V178H39ZM103 179H104V178H103ZM123 179H124V178H123ZM202 179H205V178H202ZM202 179H200V180H202ZM207 179H208V178H206V180H207ZM248 179L250 180V178H248ZM1 180H2V179H0V181H1ZM3 180H5V179H3ZM6 180H8V179H6ZM99 180H100V179H99ZM183 180H184V178H183ZM196 180H197V178H196ZM200 180L198 179V181H200ZM215 180H216V179H215ZM225 180H228V179L225 178ZM65 181H66V180H65ZM102 181H104V180H102ZM102 181H101V182H102ZM180 181H181V180H180ZM202 181H203V180H202ZM208 181H209V180H208ZM25 182H26V181H25ZM210 182H211V180H210ZM227 182H231V180H230V181H227ZM239 182H241V181H239ZM6 183H8V182H6ZM23 183H24V182H23ZM28 183H30V182H28ZM38 183H39V182H38ZM41 183H42V182H41ZM205 183H208V184H209V182H207V181H206ZM205 183H204V184H205ZM215 183H217V181H216ZM8 184L10 185V180H9V183H8ZM11 184H12V183H11ZM21 184H22V183H21ZM184 184H185V183H184ZM200 184H201V183H200ZM208 184H207V185H208ZM222 184H225V183H221L220 186H221ZM227 184H228V183H227ZM237 184H238V183H237ZM9 185H8V186H9ZM42 185H43V184H42ZM72 185H73V184H72ZM87 185H88V184H87ZM177 185H178V184H177ZM179 185H180V184H179ZM213 185L215 186L214 188H218V187H219V186H217V185H215V184H213ZM13 186H14V185H13ZM21 186H22V185H21ZM21 186H20V189H21ZM68 186H69V185H68ZM85 186H86V185H85ZM90 186H91V184H90ZM201 186H203V185H201ZM208 186H209V185H208ZM211 186H212V185H210L209 187H211ZM224 186H225V185H224ZM244 186H245V185H244ZM247 186H248V185L246 184V187H247ZM252 186H253V185H252ZM48 187H49V186H48ZM56 187H57V186H56ZM86 187H87V186H86ZM239 187H240V186H239ZM38 188H39V187H38ZM40 188H41V187H40ZM103 188H104V187H103ZM240 188H241V187H240ZM23 189H24V188H23ZM23 189H22V190H23ZM120 189H121V188H120ZM198 189H199V188H198ZM211 189H212V188H211ZM235 189H236V188H235ZM235 189H234V190H235ZM247 189H248V188H247ZM32 190H34V189L32 188L31 191H32ZM35 190H36V188H35ZM35 190H34V193H32V194H36V195L39 196L40 193L38 194L37 192H35ZM140 190H141V189H140ZM140 190H139V192H141ZM195 190H196V189H195ZM236 190H238V189H236ZM248 190H249V189H248ZM20 191H21V190H20ZM37 191H38V189H37ZM249 191H250V190H249ZM252 191H253V190H252ZM257 191H258V190H257ZM6 192H7V191H6ZM32 192H33V191H32ZM135 192H136V191H135ZM145 192H146V191H145ZM214 192H215V191H214ZM233 192H234V191H233ZM29 193H30V191H29ZM44 193H45V192H44ZM47 193H48V192H47ZM136 193H137V192H136ZM136 193H135V194H136ZM221 193H222V192H221ZM23 194H24V193H23ZM30 194H31V193H30ZM156 194H157V193H156ZM184 194H185V193H184ZM213 194H214V193H213ZM43 195H44V194H43ZM43 195H42V196H43ZM46 195H47V194H46ZM143 195H144V194H143ZM143 195H142V196H143ZM149 195H150V194H149ZM7 196H10V194H9V195L7 194ZM44 196H45V195H44ZM137 196H138V195H137ZM142 196H140V198H142ZM144 196H145V195H144ZM238 196H241V195L239 194ZM0 197H1V196H0ZM11 197H12V196H11ZM31 197H32V196H31ZM138 197H139V196H138ZM5 198H6V197H5ZM5 198H4V199H5ZM15 198H16V197H15ZM15 198L13 199V197H12V198L9 197V198H7V200H8L9 202H11L10 200H14V201H15ZM17 198H18V197H17ZM17 198H16V199H17ZM39 198H40V197H39ZM39 198H33V200L31 201L32 204H33V206H36L37 199H39ZM47 198H48V197H47ZM238 198H239V197H238ZM241 198H242V197H241ZM263 198H264V197H263ZM9 199H10V200H9ZM21 199L24 201V198H21ZM21 199H18V203H21V202H20ZM131 199H132V198H131ZM235 199H236V198H235ZM45 200H46V199H45ZM48 200H49V199H48ZM95 200H96V199H95ZM118 200H119V199H118ZM138 200H139V198H138ZM138 200H137V201H138ZM166 200H168V199H166ZM169 200H170V199H169ZM238 200H239V199H238ZM121 201H122V200H121ZM218 201H219V200H218ZM225 201H226V200H225ZM45 202H46V201H45ZM123 202H124V201H123ZM139 202H140V201H139ZM208 202H209V201H208ZM208 202H207V203H208ZM210 202H211V201H210ZM210 202H209V203H210ZM261 202H263V201H261ZM11 203H12V202H11ZM203 203H204V202H203ZM203 203H202V206L205 205V204H203ZM205 203H206V202H205ZM246 203H247V202H246ZM13 204H14V203H13ZM97 204H98V203H97ZM168 204H170V202H169ZM160 205H162V204H160ZM208 205H209V204H208ZM213 205H214V203H213ZM213 205L210 204V205H209L210 208H211V206L213 207ZM253 205H254V204H253ZM263 205H264V203H263ZM0 206H1V201H0ZM13 206H14V205H13ZM29 206H30V205H29ZM63 206H64V205H63ZM171 206H173V205H171ZM205 206H206V205H205ZM205 206H204V207H205ZM229 206H230V205H229ZM11 207H12V206H11ZM26 207H27V206H25V208H26ZM204 207H202L201 209H203ZM245 207H246V206H245ZM12 208H13V207H12ZM12 208H11V209H12ZM22 208H23V207H22ZM22 208H21V209H22ZM35 208H36V207H35ZM37 208H38V207H37ZM37 208H36V209H37ZM98 208H99V207H98ZM142 208H143V206H142ZM170 208H171V207H170ZM195 208H196V207H195ZM219 208H221V207H219ZM242 208H243V207H242ZM247 208H249V207H247ZM26 209L28 210L29 208H26ZM26 209H25V210H26ZM114 209H115V208H114ZM123 209H124V208H123ZM190 209H191V208H190ZM193 209H194V208H192V211H193ZM252 209H254V208H252ZM25 210H24V211H25ZM115 210H116V209H115ZM148 210H149V209H148ZM167 210H168V209H167ZM181 210H182V209H181ZM204 210H205V209H204ZM204 210H203L204 214L207 213V212L209 213V211H210V210H206V211H204ZM243 210H244V209H243ZM0 211H1V210H0ZM12 211H13V210H12ZM16 211H17V210H16ZM29 211H30V210H28V212H29ZM119 211H122V210L119 209ZM123 211H124V210H123ZM168 211H169V210H168ZM179 211H180V210H178V212H179ZM195 211H196V209H195ZM214 211H215V210H214ZM256 211H257V210H256ZM259 211H260V210H259ZM33 212H34V211H32L31 213H33ZM37 212H38V211H36V213H37ZM43 212H44V211H43ZM134 212H135V211H133L132 213H134ZM137 212H138V211H137ZM193 212H194V211H193ZM246 212H247V210H246ZM251 212H252V211H251ZM11 213H12V212H11ZM17 213H18V211H17ZM22 213H23V212H22ZM22 213H21V214H22ZM31 213H30V214H31ZM38 213H39V212H38ZM38 213H37V214H38ZM159 213H160V212H159ZM197 213H198V212H197ZM241 213H242V212H241ZM37 214H36V215H37ZM39 214H40V213H39ZM97 214H99V213H97ZM149 214H151V213H149ZM162 214H163V216H164V214H166V213H162ZM195 214H196V213H195ZM200 214H201V213H200ZM243 214H244V213H243ZM262 214H263V213H262ZM14 215H15V212H14ZM24 215H25V214H24ZM40 215H41V214H40ZM49 215H50V214H49ZM157 215H158V214H157ZM159 215H161V213H160ZM192 215H193V214H192ZM202 215H203V214H202ZM202 215H201V216H202ZM205 215L207 216V214H205ZM212 215H214V214H212ZM245 215H246V214H245ZM5 216H7V215H5ZM16 216H17V215H16ZM25 216H26V215H25ZM38 216H39V215H38ZM124 216H125V215L123 214V217H124ZM144 216H145V215H144ZM150 216H151V215H150ZM193 216H195V215H193ZM215 216H216V215H215ZM238 216H239V214H238ZM238 216H237V217H238ZM254 216H255V215H254ZM3 217H4V216H3ZM27 217H28V216H27ZM142 217H143V216H142ZM142 217H138V215L135 217V221H136L137 224H139L140 221L143 219ZM182 217H183V216H182ZM0 218H1V216H0ZM18 218H20V217H18ZM21 218H22V217H21ZM25 218H26V217H25ZM79 218H80V217H79ZM125 218H126V217H125ZM125 218H123L122 220L120 219V220H121V223H120V224H124V223H125ZM193 218H195V217H193ZM5 219H6V218H5ZM29 219H30V217H29ZM47 219H48V218H47ZM99 219H101V217H100ZM113 219H114V218H113ZM202 219H203V218H202ZM206 219H207V218H206ZM206 219H205V220H206ZM35 220H36V219H35ZM44 220H45V219H44ZM205 220H204V221H205ZM5 221H6V220H5ZM16 221H18V220L16 219ZM20 221H22V219H21ZM26 221H27V220H26ZM26 221H25V222H26ZM28 221H30V220H28ZM32 221H33V220H32ZM101 221H102V220H101ZM118 221H119V220H118ZM170 221H171V220H170ZM204 221H202L201 224H203ZM244 221H246V220H244ZM0 222H1V221H0ZM22 222H23V221H22ZM42 222H43V220H42ZM77 222H79V221H77ZM181 222H182V221H181ZM190 222H191V221H190ZM190 222H187V223L191 224L192 222H191V223H190ZM205 222H206V221H205ZM11 223H13V222H11ZM27 223H29V222H27ZM207 223H208V222H207ZM241 223H242V222H241ZM7 224H8V223H7ZM76 224H77V223H76ZM180 224H181V223H180ZM180 224H179V225H180ZM238 224H239V223H238ZM254 224H255V223H254ZM10 225H11V224H8L7 227H10ZM27 225H28V224H27ZM49 225H50V224H49ZM140 225H141V224H140ZM193 225H194V223H193ZM5 226H6V225H5ZM30 226H31V225H30ZM52 226H53V225H52ZM120 226H121V225H120ZM203 226H204V225H203ZM248 226H249V225H248ZM115 227H116V226H115ZM115 227H114V228H115ZM117 227H118V226H117ZM172 227H173V226H172ZM190 227H191V226H190ZM242 227H244V226H242ZM257 227H258V226H257ZM50 228H51V227H50ZM100 228H101V227H100ZM109 228H110V226H109ZM112 228H113V227H112ZM176 228H177V227H176ZM236 228H237V227H236ZM161 229H163V227H162ZM161 229H160V230H161ZM179 229H180V228H179ZM0 230H1V229H0ZM119 230H121V229L119 228ZM191 230H193V229H191ZM194 230H195V229H194ZM248 230H249V228H248ZM46 231H48V230L46 229ZM163 231H164V230H163ZM163 231H159V229H158V233H159V234H161V233L163 234ZM201 231H202V230H201ZM234 231H235V230H234ZM243 231H244V230H243ZM246 231H247V229H246ZM49 232H51V231H49ZM49 232H48V234H49ZM154 232H155V231H154ZM160 232H161V233H160ZM215 232H216V231H215ZM215 232H214V233H215ZM42 233H43V232H42ZM114 233H116V232H114ZM177 233H178V231H177ZM185 233H186V232H185ZM214 233H213V234H214ZM236 233H237V232H236ZM27 234H28V233H27ZM30 234H31V233H30ZM30 234H28V235H30ZM44 234H45V233H44ZM46 234H47V232H46ZM116 234H117V233H116ZM139 234H140V233H139ZM156 234H157V233H156ZM194 234H195V233H194ZM216 234H217V233H216ZM260 234H262V233H260ZM0 235L3 236V235H6V233L4 234V232H3V233L0 234ZM9 235H11V234H9ZM9 235H8V236H9ZM13 235H14V234H13ZM49 235H50V234H49ZM190 235H191V234H190ZM190 235H187V236H190ZM202 235H203V234H202ZM219 235H220V234H219ZM8 236H5V237H4V241H5L6 245L14 244V243H12V240H10V239H12V236H11V237H8ZM30 236H32V235H30ZM50 236H51V235H50ZM114 236H115V235H114ZM157 236H158V235H157ZM165 236H166V235H165ZM185 236H186V234H185ZM217 236H218V235H217ZM23 237H24V235H23ZM28 237H29V236H27V238H28ZM46 237H47V236H46ZM59 237H60V236H59ZM160 237H162V235H161ZM160 237H159V238H160ZM191 237H192V236H191ZM194 237H195V236H194ZM154 238H155V237H154ZM187 238H189V237H187ZM48 239H50V237H49ZM140 239H141V238H140ZM160 239H161V238H160ZM234 239H235V238H234ZM18 240H19V241H18L17 243H21V242L23 243V241H22L23 239H22L21 236H20V239H18ZM28 240H31V239L28 238ZM161 240H162V239H161ZM195 240H196V239H195ZM46 241H48V240H46ZM154 241H156V240H154ZM162 241H163V240H162ZM189 241H190V239H189ZM192 241H194V240H192ZM192 241H190V242H192ZM235 241H236V240H235ZM235 241H234V242H235ZM49 242H50V241H49ZM156 242H157V241H156ZM174 242H175V241H174ZM240 242H241V241H240ZM242 242H243V241H242ZM17 243H16V244H17ZM52 243H53V242H52ZM121 243H122V242H121ZM192 243H193V242H192ZM31 244H32V243H31ZM48 244H49V243H48ZM50 244H51V242H50ZM50 244H49V245H50ZM137 244H138V243H137ZM27 245H28V244H27ZM39 245H40V243H39ZM39 245H38V246H39ZM56 245H57V243H56ZM58 245H59V243H58ZM61 245H62V244H61ZM203 245H204V244H203ZM205 245H207V244H205ZM226 245H227V244H226ZM31 246H32V245H31ZM34 246H35V245H34ZM51 246H52V244H51ZM154 246H155V245H154ZM158 246H159V245H158ZM170 246H171V245H170ZM227 246H228V245H227ZM229 246H230V245H229ZM18 247H20V246H18ZM22 247H23V245H22ZM24 247H26V246H24ZM24 247H23V248H24ZM29 247H30V246H29ZM48 247H49V246H48ZM55 247H56V246H55ZM70 247H71V246H70ZM155 247H156V246H155ZM160 247H161V246H159V248H160ZM166 247H168V244H167ZM172 247H173V246H171V248H172ZM203 247H204V246H203ZM26 248H27V247H26ZM46 248H47V246H46ZM58 248H59V247H58ZM152 248H153V247H152ZM157 248H158V247H157ZM161 248H163V246H162ZM169 248H170V247H169ZM174 248H175V247H174ZM205 248H206V247H205ZM223 248H224V247H223ZM13 249H14V248H13ZM29 249H30V248H29ZM172 249H173V248H172ZM176 249H177V248H176ZM47 250H48V248H47ZM135 250H136V249H135ZM163 250H164V249H163ZM168 250H169V249H168ZM177 250H178V249H177ZM8 251H9V250H8ZM33 251H34V250H33ZM48 251H49V250H48ZM129 251H130V250H129ZM165 251H166V249H165ZM6 252H7V251H6ZM51 252H52V251H51ZM148 252H149V251H148ZM150 252H151V249H150ZM153 252H154V251H153ZM193 252H194V251H193ZM11 253H12V251L10 252V254H11ZM31 253H32V252H31ZM97 253H98V251H97ZM118 253H119V252H118ZM10 254H9V255H10ZM46 254H48V253H46ZM95 254H96V252H95ZM101 254H102V253H101ZM123 254H124V253H123ZM151 254H152V253H151ZM153 254H154V253H153ZM153 254H152V256H153ZM191 254H192V253H191ZM6 255H7V253H6ZM35 255H36V259H34V261L36 260V261L38 262V260H39L40 257H38L39 255H38L37 252H36ZM111 255H112V254H111ZM130 255H131V254H130ZM132 255H133V254H132ZM135 255H136V254H135ZM186 255H187V254H186ZM3 256H4V255H3ZM10 256H11V255H10ZM17 256H18V255H17ZM29 256L31 257V255H29ZM52 256H53V255H52ZM52 256H51V257H52ZM121 256H122V255H121ZM174 256H175V255H174ZM7 257H8V256H7ZM46 257H48V256H46ZM95 257H96V256H95ZM116 257H117V256H116ZM158 257H159V256H158ZM158 257H156V255H155L154 258H157V259H158ZM160 257H161V256H160ZM160 257H159V258H160ZM190 257H191V256H190ZM192 257H193V256H192ZM196 257H197V256H196ZM196 257H195V258H196ZM4 258H5V257H4ZM8 258H9V257H8ZM8 258H7V259H8ZM17 258H18V257H17ZM64 258H65V257H64ZM64 258H63V259H64ZM118 258H120V256H118ZM121 258H122V257H121ZM130 258H131V257H130ZM154 258H153V259H154ZM7 259H6V260H7ZM14 259H15V258H14ZM27 259H28V257H27ZM160 259L163 260V258H160ZM182 259H183V258H182ZM11 260H12V259H11ZM64 260H65V259H64ZM117 260H118V259H117ZM120 260H121V259H120ZM120 260H118V261H120ZM175 260H176V259H175ZM179 260H180V259H179ZM179 260H178V261H179ZM192 260H193V259H192ZM0 261H1V260H0ZM7 261H8V260H7ZM28 261H31V260H28ZM143 261H144V260H143ZM145 261H146V260H145ZM154 261H155V259H154ZM157 261H158V260H157ZM10 262H11V261H10ZM31 262L33 263V261H31ZM31 262H30V263H31ZM131 262H132V261H131ZM133 262H134V261H133ZM133 262H132V263H133ZM148 262H149V261H148ZM159 262H160V261H159ZM163 262H164V261H163ZM6 263H7V262H6ZM12 263H13V261H12ZM30 263H29V264H30ZM32 263H31V264H32ZM56 263H57V262H56ZM91 263H92V262H91ZM134 263H135V262H134ZM153 263L156 264V261L153 262ZM157 263H158V262H157ZM186 263H187V262H186ZM9 264H10V263H9ZM33 264H34V263H33ZM35 264H36V263H35ZM38 264H39V263H38ZM46 264H47V263H46ZM52 264H53V263H52ZM135 264H136V263H135ZM142 264H143V263H142ZM151 264H152V263H151ZM195 264H196V263H195Z\"/></svg>","mask_w":264,"mask_h":264}]
</instances>
